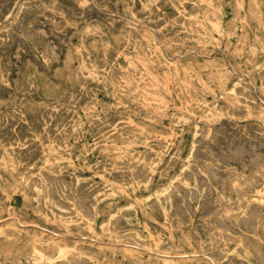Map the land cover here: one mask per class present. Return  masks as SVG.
<instances>
[{"label":"rangeland","instance_id":"rangeland-1","mask_svg":"<svg viewBox=\"0 0 264 264\" xmlns=\"http://www.w3.org/2000/svg\"><path fill=\"white\" fill-rule=\"evenodd\" d=\"M9 1H11L13 4L14 3L15 4L11 5V2H9ZM102 1H103V3H102ZM211 1L210 0H208V1L202 0V2H200V0H127V1L126 0H124V1L123 0H106V1L105 0H79V1L78 0H72V1H69V0H0V4H2V6L0 5V125H1L0 126V132H1L0 133V148H1L0 149V155H1L0 156V195H2L0 197V199H1L0 200V212H1V214H0V264H37V263H39V264H51V263L52 264H74V263L75 264L76 263L77 264H84V262H85V264H135V263L136 264H143V263L147 264V262H148V264H167V262H168V264H213V263L214 264H216V263H218V264H234L235 262H236L235 264H242V263L247 264V262H248V264H264V242H262V241H264V231H263L264 230V217H263L264 216V206H262V205H264V201H263L264 200V196H263L264 195V174H263L264 173V166H263L264 160H262V159H264V151H263L264 150V136H263L264 135V131H263L264 130V125H263L264 124V121H263L264 120V113H263L264 112V110H263V108H264V97H263L264 91H262V89L264 90V87H263V85H264V76H263L264 75V69H263L264 68V65H263L264 64V53H263L264 52V50H263L264 49V0H253V1L250 0L251 2L249 0H248L249 2L247 0H241V1L240 0H229V1L228 0H221V1L220 0H211ZM237 1H238L239 5L237 4ZM30 2H32V3H30ZM33 2H35V3H33ZM142 2H144V3L141 4ZM19 3H20V6H19ZM208 3L211 6L210 5L207 6ZM235 3H236V5H235ZM25 4L27 5V7ZM66 4L69 8L66 6ZM126 4H127V6H126ZM254 4H256V5H254ZM33 5H34V7H33ZM212 5H213V7H212ZM241 5H243V6H241ZM233 6H234L235 10L233 9ZM247 6H249V7H247ZM52 7L54 9H52ZM84 7L86 10L84 9ZM255 7H257V8L255 9ZM3 8H5V9H3ZM116 8H117V10H116ZM181 8L184 10H182ZM191 8H192V10H191ZM185 9H186V11H185ZM8 10H9V12H8ZM92 10H94V11H92ZM180 10L182 12L183 11L184 12L181 13ZM254 10H255V12H254ZM28 11H29V13H28ZM30 11H31V14H30ZM63 11H65V12H63ZM138 11H140V12L138 13ZM233 11H236V12H233ZM49 12H51V13H49ZM151 12L155 13L156 15L151 13ZM193 12H194V15H193ZM197 12H198V14H195ZM36 13H38V14H36ZM165 13H167V14H165ZM234 13H236V14H234ZM257 13H259L260 15ZM125 14H126V16H125ZM164 14H165V16H164ZM3 15H4V17H3ZM17 15L19 16V18ZM235 15L236 16L238 15V16L236 17ZM14 16H15V20H13ZM21 16L24 18H22ZM89 16H90V18H89ZM143 16H144V18H142ZM202 16H203V18H202ZM74 17L75 18L77 17L78 19H75ZM173 17L174 18L176 17L177 20H179V21H177L176 18L173 19ZM147 18H148V20H146ZM47 19H49V20H47ZM53 19H54V21H53ZM137 19H139V20H137ZM163 19H165V20H163ZM256 19L259 22L258 24H257ZM61 20H64V22ZM142 20L144 21V23H142ZM3 21H6V22H3ZM129 21H130V23H129ZM140 21H141V23H140ZM166 21H168L170 23H168ZM210 21H211V23L213 22L212 24L217 23L218 27H216L215 25H212L210 23ZM216 21H218V22H216ZM52 22H53V24H51ZM153 22H155V23H153ZM220 22H221V24H220ZM228 22H229V24H228ZM125 23H126V25H125ZM134 23H135V25H134ZM197 23H199V24H197ZM241 23H243V24H241ZM1 24H3V27H1L2 26ZM200 24L201 25L203 24L202 25L203 27H201ZM143 25H144V27H143ZM227 25H229V26H227ZM95 26L98 28H96ZM129 26L131 27V29ZM80 27H82V28H80ZM211 27L213 28V30ZM228 27H229V29H228ZM171 28H173V29H171ZM214 28L216 31L214 30ZM58 29L59 30L62 29V30L59 31ZM148 29H150V30H148ZM151 29H152V31H151ZM196 29L198 32L196 31ZM50 30L52 32H50ZM70 30L72 33L70 32ZM164 30H166V31H164ZM203 30H204L205 34H204ZM231 30L233 32H231ZM94 31L97 33H94ZM43 32H44V34H43ZM209 32H210V34H209ZM227 32L230 34H228ZM90 33H92V34L94 33V34L92 35ZM139 33H141V34H139ZM166 33L169 35H167ZM82 34H83V36H82ZM194 34L197 36H195ZM238 34L241 35V37ZM129 35H131V36H129ZM205 35H206V37H205ZM28 36H29V38H28ZM176 36L180 37V38H177ZM174 37H176V38H174ZM204 37H205V39H204ZM239 37H240V39H239ZM95 38H96V41H95ZM146 38H147V40H146ZM155 38H156V40H155ZM187 38H188V41L186 40ZM221 38H222V40H221ZM261 38H263V39H261ZM106 40H107V42H106ZM225 40H226V42H225ZM256 40H258V41H256ZM65 41H66V43H64ZM117 41H118V43H117ZM138 41H139V43H138ZM143 41H144V43H143ZM147 41H149V43ZM193 41H195V42L192 43ZM240 41H242V42H240ZM35 42H36V44H35ZM41 42H42V44L43 43L44 44L42 45ZM169 42H170V44H169ZM80 43H82L83 45ZM130 43H131V45L129 46L128 44H130ZM174 43H175V46H174ZM204 43H206L207 45ZM259 43L260 44L262 43L261 44L262 46ZM141 44H142V46H141ZM145 44L146 45L149 44V45L146 46ZM61 45H64V46H61ZM136 45L137 46L139 45V46L137 47ZM166 45H168V46L166 47ZM28 46H29V48H28ZM47 46H48V48H47ZM220 46H222V48ZM77 47L80 50H78ZM84 47L86 50L84 49ZM211 47H213V48L211 49ZM43 48L47 51H45ZM157 48H159L160 50ZM207 48H209V49L207 50ZM250 48H251V50H250ZM255 48H256V50H255ZM59 49L61 50V52ZM232 49H234V50H232ZM253 49L256 51V53H255V51H253ZM95 50H97V51H95ZM131 50L132 51L135 50V52L133 51V55H132ZM157 50H159V51H157ZM42 51H43V53H42ZM52 51H53V53H52ZM153 51L155 54L153 53ZM192 51H195V52L192 53ZM31 52L33 54H31ZM118 52H119V54H118ZM171 52L173 55L171 54ZM67 53L69 55H67ZM188 53H191V54H188ZM235 53H237V54H235ZM108 54H109V56H108ZM134 54H136V55H134ZM225 54H227V55H225ZM36 55H37V57H36ZM66 55H67V57L68 56L69 57L67 58ZM79 55H81V56H79ZM129 55H131L132 57H130ZM141 55L144 58L145 57L146 58L143 60V57ZM178 55H179V57H178ZM183 55H185V56H183ZM212 55H214V56H212ZM72 56H73V58H72ZM55 58H58V59H56V61L54 62ZM126 58L130 59V60H127ZM249 58H251L252 60ZM138 59H140L141 61L140 60L137 61ZM57 60H58L59 64H58ZM75 60H77V61H75ZM142 60H143V62H142ZM153 60H154V62H153ZM250 60H251V62H250ZM261 60H263V61H261ZM186 61H188L189 63ZM244 61H246L245 62L246 64L244 63ZM91 62H92V64H91ZM171 62L174 64H172ZM137 63H139V64H137ZM145 63L147 66L145 65ZM148 63L150 64L151 67L148 66L149 65ZM170 63L172 64V66ZM197 63H198V65H197ZM113 64H114V66H113ZM203 64H204V68L202 67ZM182 65H184V66H182ZM239 65H240V67H239ZM86 66H87V68H86ZM143 66H144V68H143ZM181 66H182V68H181ZM184 67H186L188 70ZM246 67H247V69H246ZM231 68H233V69L231 70ZM87 69L90 72L87 71ZM118 69H119V71H118ZM224 69H227V70H224ZM249 69H250V71H249ZM103 70H105V71H103ZM243 70H244V72H243ZM106 71H108V72H106ZM110 71H111L112 75L110 74ZM139 71H140V74H139ZM182 71H183V73H182ZM224 71H225V73H224ZM242 72L244 74H242ZM247 72H249V73H247ZM76 73H77V75H76ZM91 74L93 76H91ZM152 74H155V75H152ZM182 74H185V75H182ZM240 74H242V75H240ZM57 75H59L60 77ZM78 75H80V76H78ZM168 75H170V76H168ZM252 75H253V77H252ZM138 76H139V78H138ZM154 76H156L158 79ZM172 76H173V78H172ZM188 76L190 79L188 78ZM200 76L202 79H200ZM120 77H122V79H120ZM221 77L224 79H222ZM254 77H255V79H254ZM85 78L87 80H85ZM110 78H111V80H110ZM124 78H126V79H124ZM143 78H144L145 82H143ZM155 78H156L157 83L156 82L153 83L155 81ZM186 78H188L189 80L187 81ZM198 78H199V80H198ZM238 78H240V79H238ZM88 79H89V81H88ZM139 79H141V80H139ZM220 79H221V81H220ZM247 79H248V82H245V81H247ZM1 80H3V82H1ZM239 81H240V83H239ZM252 81H253V83H252ZM139 82H141L142 84H139ZM187 82L188 83L190 82V83L188 84ZM85 83H86V85H85ZM127 83H129V84H127ZM205 83L209 84V85H206ZM251 83H252V86H251ZM124 84H125V86H124ZM150 84H152V85H150ZM163 84L164 85L166 84V85L164 86ZM170 84H172V85H170ZM217 84H219V85H217ZM135 85H137V87ZM142 85L145 86L146 88L147 87L148 88L146 89ZM113 86L115 88H113ZM162 86L165 88H163ZM108 87L111 88V90ZM76 88H78V89H76ZM210 88L214 89V90H210ZM243 88H245V89H243ZM254 88H255V90H254ZM137 89H139V90H137ZM226 89H227V91H226ZM85 90H87V91L85 92ZM144 90H146V91L143 94H141L142 91H144ZM199 90H202V91H199ZM240 90L242 91V93H240L241 92ZM147 91H148V94H147ZM165 91H166V93H165ZM225 91H226V93H225ZM245 92H246V94H244ZM105 93L106 94L108 93V94L106 95ZM117 93H118V95H117ZM215 93L217 94L218 99H217V96ZM222 93H224V95ZM89 94H90V96H89ZM131 94L133 95V97ZM159 94L162 96H159ZM57 95H58V97H57ZM67 95H68V97H67ZM94 95H96V97ZM75 96H76V98H75ZM80 96H82V97H80ZM116 96H118V97H116ZM136 96H137V98H136ZM234 96H236L237 98L235 99ZM41 97H42V99H41ZM140 97H142V98H140ZM172 97H173V99H172ZM10 98H11V100H10ZM31 98H34L32 100L35 103L32 100H30ZM57 99L61 100V101H58ZM113 99L114 100L116 99V100L114 101ZM144 99L147 101H145ZM158 99H160L162 102ZM211 99H212V101H211ZM256 99H257V101H256ZM93 100H95V101H93ZM249 100H251V102H249ZM261 100H262V102H261ZM17 101H18V103H17ZM104 101L107 103H104ZM166 101H168V102H166ZM47 102H48V104H47ZM92 102L96 105H93ZM194 102H196V103H194ZM19 103H21V104H19ZM66 103H67V105H66ZM112 103H114V104H112ZM234 105H235V107H234ZM56 106H57V108H56ZM64 106H65V108H64ZM40 107H42V108H40ZM72 107H73V109H72ZM135 107L138 110H136ZM175 107H176V109H175ZM201 107H202V109H201ZM245 107H246V109H245ZM252 107H253V109H252ZM118 108L120 111L118 110ZM186 108H188V109H186ZM258 108H260V109L258 110ZM46 109H48V110H46ZM213 109L216 111H214ZM241 109H243V110H241ZM13 110H15V111H13ZM220 110L224 114L222 112H220ZM238 110H240V112ZM33 111H34V113H33ZM94 111H95V113H94ZM156 111H158V112H156ZM169 111L170 112L172 111V112L169 113ZM11 112H13V113H11ZM258 112H260V113H258ZM5 113H6V115H5ZM32 113H33V115H32ZM46 113H48V114H46ZM225 113H226V115H225ZM248 113H249V115H248ZM106 114H107V116H106ZM151 114H154V115H151ZM46 115H47V119H46ZM102 115H104V116H102ZM113 115H114V117H113ZM170 115H171V118H170ZM217 115H219V116H217ZM253 115H255V116H253ZM69 116H70V118H69ZM2 117H4L5 119ZM31 117H33V119ZM203 117H204V119H203ZM233 117H235V118H233ZM260 117L262 119H260ZM176 118H179V119L177 120ZM10 119H12L11 120L12 122L10 121ZM74 120H75V122H74ZM27 121H29V122H27ZM120 121L122 123H120ZM148 121H149V123H148ZM222 121H223V123H222ZM257 121H259V123ZM97 122H98V124H97ZM109 122H111V123H109ZM242 122H245V123H242ZM117 123H119V124H117ZM211 123L213 124V126ZM59 124H61V127ZM104 124H105L106 128H105ZM126 124H128V125H126ZM202 124H204V125H202ZM232 124H234V125H232ZM239 124H243L244 126L243 125L240 126ZM221 125H223V126H221ZM257 125H259V126H257ZM57 126H59V127H57ZM64 126H66V127H64ZM110 126L113 127L114 130ZM98 127H100V128H98ZM214 127H216V128H214ZM227 127H229L230 129L229 128L227 129ZM238 127H239V129H238ZM242 127H244V128H242ZM36 128L38 129V131ZM139 128H140V130H139ZM143 128H145V129H143ZM261 128H262V130H260ZM248 129H250V130H248ZM3 130L6 132H4ZM96 130H97V132H96ZM239 130H241V131L238 132ZM127 131H128V135L126 134ZM179 131H181V133ZM224 131H225V133H224ZM231 131L233 133H231ZM149 132H150V134H149ZM131 133H133V134H131ZM215 133H217L218 135ZM110 134H112V135H110ZM226 134H227V136H226ZM96 135H97V137H96ZM106 135H108V136L106 137ZM214 135L216 138L214 137ZM109 136H111V137H109ZM77 137H79V138H77ZM92 137H94V138L92 139ZM38 138L40 139L41 142H39ZM232 138L235 140V142ZM258 138H260V139H258ZM207 139H209V141ZM212 139H214V141H212ZM102 140L104 141V143ZM145 140H146V142H145ZM204 140H205V142H204ZM166 141L168 143H165ZM251 141H252V143H251ZM10 142H11V144H9ZM35 142H36V144H35ZM148 142H150V143H148ZM224 142H225V144H223ZM38 143H39V145H38ZM63 143H64V145H63ZM210 144H212V145H210ZM7 145H8V147H7ZM58 145H60L59 146L60 148L58 147ZM117 145L121 146L123 149L121 147L117 148ZM192 145H194V146H192ZM224 145L226 147H224ZM62 146H63V148H62ZM145 146H147V147H145ZM196 146H197V148H196ZM46 147H47V150H46ZM221 147H224V148H221ZM120 148H121V150H120ZM194 148H196V149H194ZM210 148L211 149L213 148V149L211 150ZM125 149H127V150H125ZM153 149H154V151H152ZM156 150H157V153H156ZM14 151H15V153H13ZM251 151H253V152H251ZM45 152H47V153H45ZM200 152H201V155H200ZM204 152H206V153L204 154ZM232 152H233V154H232ZM260 152H261V154H260ZM186 153L189 157L186 156ZM207 154H210V155H207ZM11 155L12 156L14 155V156L12 157ZM23 155H25V157L26 156L27 157L25 158ZM145 155H147L148 159ZM168 155H170V156H168ZM218 156H220V157H218ZM249 156H250V158H248ZM150 157H151V159H150ZM23 158H25V159H23ZM153 158L154 159L156 158V159L154 160ZM185 158L187 160H185ZM32 159H33V161H32ZM191 159H193V160H191ZM194 159H195V161H194ZM173 160L175 162H173ZM229 160H230V162H229ZM98 161L100 164L98 163ZM115 161H117V162H115ZM209 161H211V162H209ZM85 162H86V164H85ZM131 162H133V163H131ZM134 162H135V164H134ZM136 162L138 164V167H136L137 166ZM239 162H241V163H239ZM208 163H210V164H208ZM121 165H123V166H121ZM144 165H145V169H144ZM190 165H191V167H190ZM205 165H206V167H205ZM182 166H185V167H182ZM209 166H210V168H209ZM227 167H229L230 169ZM118 168H119V170H118ZM193 168H195V169H193ZM198 168H199V170H198ZM216 169H218L221 172H219ZM248 169H250V170H248ZM106 170H108V171H106ZM20 171H21V173H20ZM109 171H110V173H109ZM209 171L213 174H211ZM226 171H227V173H226ZM240 171H241V174H240ZM45 172H47V173L45 174ZM177 172H179V173H177ZM173 173L175 174V176ZM236 173H238V175ZM170 174H171V176H170ZM124 175H126V176H124ZM221 175H223L224 177L223 176L221 177ZM249 175H250V178H249ZM55 176H57V177H55ZM143 176H144V178H142ZM159 176H161L162 178ZM179 176H180V178H179ZM185 176L186 177L188 176V177L186 178ZM62 178H64V179H62ZM182 178L184 181H182ZM54 179H56V180H54ZM129 179H130V181H129ZM189 179H190V182H189ZM218 179H220V180H218ZM60 180H62V181H60ZM65 180L68 182V184L66 183ZM96 180H97V182H96ZM103 181L104 182L106 181V183H104ZM8 182H10V183H8ZM81 182H83L82 183L83 186H82ZM222 182L223 183L225 182V183L223 184ZM168 183H170V184H168ZM179 183L181 186L178 185ZM243 183H245V184H243ZM56 184H58V185H56ZM96 184H98V185H96ZM194 184H196V185H194ZM205 184H207V185H205ZM240 184H242V186ZM94 185H95V187H94ZM124 185H126V186H124ZM162 185H164L165 187ZM201 185H202V187H201ZM219 185H221L222 188ZM29 186H30V188H29ZM67 186H69V187H67ZM105 187H107V189ZM196 187H197V189H196ZM247 187H249V188L246 189ZM219 188H221V189L219 190ZM163 189L166 190V192H168V193H166ZM204 189H206L208 193ZM249 189H251V190L253 189V191H251ZM259 189H260V191H259ZM43 190L45 192H43ZM171 190H173L172 193H171ZM82 191H84V193H86V194H84V193L82 194ZM163 191H164V193H162ZM182 191H183V193H181ZM229 191L232 193H230ZM257 191L260 193H257ZM212 192H213V194H212ZM253 192H255V193H253ZM101 193H102V195H101ZM89 194H91V195H89ZM254 194H256V196ZM166 195H169L170 198ZM174 195L176 197H178V199L175 198ZM228 195L231 198L227 197ZM149 196H150V198H148ZM225 196H226V198H225ZM80 197H82V198L80 199ZM242 197H244V198H242ZM85 198H87V199H85ZM167 198H169V199H167ZM185 198H187L186 200L188 201V203L185 200ZM261 198H263V199L261 200ZM72 199H73V201H72ZM93 199L95 200V203H94ZM229 199L231 201H229ZM254 200H256L257 202H254ZM195 201H196V203H195ZM138 203H139V206H138ZM238 203H239V205H238ZM127 204H129V205H127ZM165 204H167V205H165ZM187 204H188V207H187ZM211 204L215 207H213ZM84 205H86V206H84ZM101 205H102V207H101ZM83 206H84V208H83ZM106 206H107V208H106ZM128 206H130V207H128ZM189 206H190V209H189ZM223 206H224V208H223ZM257 206H259V207H257ZM47 207H48V209H47ZM90 207H91V209H89ZM212 207H213V209H212ZM235 207H237L238 209ZM97 208H98V210H97ZM115 208H116V210H114ZM257 208H259V211ZM33 209H35V210H33ZM117 209H120V210H117ZM223 209H225V210H223ZM82 210H84V211H82ZM94 210H95V212H94ZM190 210H191V212H190ZM193 210H195V211L192 212ZM260 210H261V212H260ZM88 211H90L91 213ZM113 211H114V213H112ZM214 211H216V213ZM221 212H223L225 215L222 214ZM238 213L240 215H238ZM123 214H124V216H123ZM132 214H133V216H132ZM164 214L166 216H164ZM75 215H77V216H75ZM203 215L205 216V218ZM226 215H227L228 219L226 217L225 218L226 220H225L223 217H225ZM116 216H118V217H116ZM200 216L202 217V219H198V218H201ZM250 216H252V217H250ZM240 217H241V219H240ZM261 217H263V218H261ZM116 219L120 220V221H117ZM125 219H128V221H126ZM190 219H192V220H190ZM253 219H256V220H253ZM133 220H134V222H133ZM168 220H169V222H168ZM231 220L233 222H230ZM248 220L251 221L250 224L248 223L249 222ZM33 221H34V224L32 225ZM16 222H18V223L16 224ZM35 223H36V225H35ZM87 223H88V225H87ZM257 223H259V224H257ZM98 224H100V225H98ZM240 224H241V226H240ZM188 225H189V227H188ZM231 226H233V227H231ZM23 227H25L26 229ZM255 227H256V229H255ZM12 228L13 229L15 228L14 231ZM166 228H168V229H166ZM225 228H227V229H225ZM249 228H251V229H249ZM137 229H138V231H137ZM139 229H141V230H139ZM142 229H143V231H142ZM17 230H18V232H17ZM66 231H68V232H66ZM117 231H119V232H117ZM216 231H217V233H216ZM14 232H15V234H14ZM123 232H124V234H123ZM184 232L186 234H184ZM241 232L244 234H242ZM101 233H102V235L100 236ZM193 233H194V235H193ZM64 234H65V236H64ZM72 234H74V235H72ZM132 234L137 235V236H133ZM237 234H239V236ZM59 235L61 237H59ZM113 235L116 236L117 239ZM206 236H208V237H206ZM224 236L227 238V240ZM242 236L244 239L241 238ZM135 237L137 238V240ZM239 237L242 240L239 239ZM253 237H255V238H253ZM62 238H64V239H62ZM230 239H232L231 242H230ZM194 241L195 242L197 241L196 242L197 246L195 245L196 243ZM243 241H244V243H243ZM245 241H246V243H245ZM96 242H97V244H96L97 246L95 245ZM188 242H190V243H188ZM171 243H173V244H171ZM130 244H132L133 246L131 245L129 247ZM211 244H213V246ZM245 244H246V246H245ZM255 244H258V245L255 246ZM20 245H22V246H20ZM58 245H62L64 247V251L62 254H60V252L58 250ZM74 245H76V246H74ZM108 245H110V246H108ZM66 246H68V248ZM198 246L201 248H199ZM202 246H204V247H202ZM259 246L261 247L260 249H259ZM71 247H74V248H71ZM121 247L124 248L123 251H122ZM172 247H174V248H172ZM182 247L184 248V250ZM35 248H38L40 253L35 252L34 251ZM87 248H89V249H87ZM130 248L132 250L135 249L137 252L135 250L131 251ZM137 248H138V250H137ZM139 248L141 250H139ZM204 248H205V250H204ZM77 249H79V250H77ZM85 249H86V251H85ZM173 249H174V251H172ZM166 250L169 252V254ZM209 250H211V251H209ZM259 250H260V252H259ZM119 251H121V252H119ZM128 251H131L132 253H129ZM181 251H183V252H181ZM200 251H202V252H200ZM139 252H141L142 255ZM94 253H96V254H94ZM149 253H151L152 255ZM153 253H154V256H153ZM238 253H239V255H238ZM113 254L115 256H113ZM41 255H42V257H41ZM155 255L157 257H155ZM210 255L211 256L213 255V256L211 257ZM85 256H86V258H85ZM170 256H171V258H170ZM190 256H191V258H190ZM238 256H239V258H237ZM109 257H111V258H109ZM154 257H155V259H153ZM177 257H179V260L182 258L180 260V262L178 261ZM53 258H55V259H53ZM196 258H198V259H196ZM225 258H226V260H225ZM83 259H85V260H83ZM89 259H91V260H89ZM220 259H221V261H220ZM87 260H89L88 261L89 263L87 262ZM166 260H167V262H166ZM195 260H198V261H195ZM60 261H62V262H60ZM71 261H73V262H71ZM139 261H141L142 263ZM215 261H217V262L215 263ZM104 262H106V263H104Z\"/></svg>","mask_w":264,"mask_h":264},{"label":"bare ground","instance_id":"bare-ground-1","mask_svg":"<svg viewBox=\"0 0 264 264\" xmlns=\"http://www.w3.org/2000/svg\"><path fill=\"white\" fill-rule=\"evenodd\" d=\"M69 1H72V0H69ZM78 1H79V0H78ZM105 1H106V0H105ZM123 1H124V0H123ZM126 1H127V0H126ZM207 1H208V0H207ZM210 1H211V0H210ZM220 1H221V0H220ZM228 1H229V0H228ZM240 1H241V0H240ZM247 1H248V0H247ZM249 1H250V0H249ZM249 1H248V2H249ZM252 1H253V0H252ZM3 2H4V1H3ZM9 2H11V1H9ZM19 2H20V1H19ZM37 2H38V1H37ZM41 2H42V1H41ZM67 2H68V1H67ZM73 2H74V1H73ZM75 2H76V1H75ZM96 2H97V1H96ZM145 2H146V1H145ZM153 2H154V1H153ZM182 2H183V1H182ZM184 2H185V1H184ZM192 2H193V1H192ZM192 2H191V3H192ZM200 2H202V0H200ZM211 2H212V1H211ZM211 2H210V3H211ZM233 2H234V1H233ZM250 2H251V1H250ZM30 3H32V2H30ZM33 3H35V2H33ZM53 3H54V2H53ZM56 3H57V2H56ZM68 3H69V2H68ZM76 3H77V2H76ZM86 3H87V2H86ZM86 3H85V4H86ZM102 3H103V1H102ZM129 3H130V2H129ZM138 3H139V2H138ZM143 3H144V2H142L141 4H143ZM157 3H158V2H157ZM162 3H163V2H162ZM191 3H190V4H191ZM194 3H195V2H194ZM204 3H205V2H204ZM12 4H13V3L11 2V5H12ZM14 4H15V3H14ZM14 4H13V5H14ZM79 4H80V3H79ZM92 4H93V3H92ZM148 4H149V3H148ZM154 4H155V3H154ZM165 4H166V3H165ZM165 4H164V5H165ZM214 4H215V3H214ZM237 4H238V1H237ZM0 5L2 6V4H0ZM6 5H7V4H6ZM21 5H22V4H21ZM23 5H24V4H23ZM25 5H26V4H25ZM63 5H64V4H63ZM83 5H84V4H83ZM110 5H111V4H110ZM124 5H125V4H124ZM149 5H150V4H149ZM159 5H160V4H159ZM164 5H163V6H164ZM170 5H171V4H170ZM183 5H184V4H183ZM195 5H196V4H195ZM208 5H210V4L208 3L207 6H208ZM235 5H236V3H235ZM238 5H239V4H238ZM251 5H252V4H251ZM254 5H256V4H254ZM7 6H8V5H7ZM19 6H20V3H19ZM54 6H55V5H54ZM66 6H67V4H66ZM126 6H127V4H126ZM189 6H190V5H189ZM198 6H199V5H198ZM210 6H211V5H210ZM220 6H221V5H220ZM220 6H219V7H220ZM241 6H243V5H241ZM26 7H27V5H26ZM28 7H29V6H28ZM31 7H32V6H31ZM31 7H30V8H31ZM33 7H34V5H33ZM37 7H38V6H37ZM55 7H56V6H55ZM67 7H68V6H67ZM74 7H75V6H74ZM91 7H92V6H91ZM100 7H101V6H100ZM113 7H114V6H113ZM117 7H118V6H117ZM136 7H137V6H136ZM136 7H135V8H136ZM139 7H140V6H139ZM156 7H157V6H156ZM168 7H169V6H168ZM184 7H185V6H184ZM212 7H213V5H212ZM247 7H249V6H247ZM17 8H18V7H17ZM47 8H48V7H47ZM68 8H69V7H68ZM71 8H72V7H71ZM76 8H77V7H76ZM93 8H94V7H93ZM97 8H98V7H97ZM122 8H123V7H122ZM125 8H126V7H125ZM132 8H133V7H132ZM135 8H134V9H135ZM141 8H142V7H141ZM146 8H147V7H146ZM150 8H151V7H150ZM182 8H183V7H182ZM182 8H181V9H182ZM220 8H221V7H220ZM256 8H257V7H255V9H256ZM3 9H5V8H3ZM12 9H13V8H12ZM20 9H21V8H20ZM28 9H29V8H28ZM32 9H33V8H32ZM32 9H31V10H32ZM52 9H54V8L52 7ZM66 9H67V8H66ZM72 9H73V8H72ZM82 9H83V8H82ZM84 9H85V7H84ZM157 9H158V8H157ZM211 9H212V8H211ZM214 9H215V8H214ZM233 9H234V6H233ZM68 10H69V9H68ZM85 10H86V9H85ZM107 10H108V9H107ZM110 10H111V9H110ZM116 10H117V8H116ZM123 10H124V9H123ZM128 10H129V9H128ZM149 10H150V9H149ZM182 10H184V9H182ZM191 10H192V8H191ZM193 10H194V9H193ZM221 10H222V9H221ZM234 10H235V9H234ZM258 10H259V9H258ZM258 10H257V11H258ZM19 11H20V10H19ZM49 11H50V10H49ZM77 11H78V10H77ZM90 11H91V10H90ZM92 11H94V10H92ZM177 11H178V10H177ZM180 11H181V10H180ZM185 11H186V9H185ZM196 11H197V10H196ZM236 11H237V10H236ZM236 11H233V12H236ZM243 11H244V10H243ZM250 11H251V10H250ZM2 12H3V11H2ZM8 12H9V10H8ZM8 12H7V13H8ZM58 12H59V11H58ZM63 12H65V11H63ZM75 12H76V11H75ZM115 12H116V11H115ZM118 12H119V11H118ZM130 12H131V11H130ZM130 12H129V13H130ZM139 12H140V11H138V13H139ZM156 12H157V11H156ZM169 12H170V11H169ZM183 12H184V11H183ZM183 12L181 11V13H183ZM201 12H202V11H201ZM212 12H213V11H212ZM217 12H218V11H217ZM219 12H220V11H219ZM254 12H255V10H254ZM5 13H6V12H5ZM28 13H29V11H28ZM34 13H35V12H34ZM49 13H51V12H49ZM142 13H143V12H142ZM144 13H145V12H144ZM146 13H147V12H146ZM151 13H153V12H151ZM160 13H161V12H160ZM174 13H175V12H174ZM213 13H214V12H213ZM10 14H11V13H10ZM10 14H9V15H10ZM14 14H15V13H14ZM18 14H19V13H18ZM21 14H22V13H21ZM23 14H24V13H23ZM30 14H31V11H30ZM36 14H38V13H36ZM82 14H83V13H82ZM127 14H128V13H127ZM131 14H132V13H131ZM148 14H149V13H148ZM153 14H155V13H153ZM165 14H167V13H165ZM165 14H164V16H165ZM171 14H172V13H171ZM177 14H178V13H177ZM189 14H190V13H189ZM195 14H198V12L195 13ZM203 14H204V13H203ZM214 14H215V13H214ZM234 14H236V13H234ZM237 14H238V13H237ZM257 14H259V13H257ZM34 15H35V14H34ZM56 15H57V14H56ZM64 15H65V14H64ZM66 15H67V14H66ZM69 15H70V14H69ZM71 15H72V14H71ZM74 15H75V14H74ZM74 15H73V16H74ZM77 15H78V14H77ZM90 15H91V14H90ZM128 15H129V14H128ZM136 15H137V14H136ZM139 15H140V14H139ZM155 15H156V14H155ZM155 15H154V16H155ZM184 15H185V14H184ZM193 15H194V12H193ZM215 15H216V14H215ZM238 15H239V14H238ZM238 15H237V16H238ZM259 15H260V14H259ZM17 16H18V15H17ZM32 16H33V15H32ZM37 16H38V15H37ZM43 16H44V15H43ZM53 16H54V15H53ZM61 16H62V15H61ZM82 16H83V15H82ZM86 16H87V15H86ZM125 16H126V14H125ZM151 16H152V15H151ZM159 16H160V15H159ZM180 16H181V15H180ZM185 16H186V15H185ZM235 16H236V15H235ZM237 16H236V17H237ZM3 17H4V15H3ZM3 17H2V18H3ZM6 17H7V16H6ZM6 17H5V18H6ZM21 17H22V16H21ZM35 17H36V16H35ZM40 17H41V16H40ZM91 17H92V16H91ZM132 17H133V16H132ZM140 17H141V16H140ZM206 17H207V16H206ZM206 17H205V18H206ZM18 18H19V16H18ZM22 18H24V17H22ZM49 18H50V17H49ZM57 18H58V17H57ZM74 18H75V17H74ZM89 18H90V16H89ZM92 18H93V17H92ZM92 18H91V19H92ZM117 18H118V17H117ZM117 18H116V19H117ZM138 18H139V17H138ZM142 18H144V16H143ZM145 18H146V17H145ZM163 18H164V17H163ZM175 18H176V17H175ZM175 18L173 17V19H175ZM186 18H187V17H186ZM188 18H189V17H188ZM193 18H194V17H193ZM202 18H203V16H202ZM11 19H12V18H11ZM36 19H37V18H36ZM60 19H61V18H60ZM67 19H68V18H67ZM75 19H78V18L76 17ZM75 19H74V20H75ZM84 19H85V18H84ZM112 19H113V18H112ZM128 19H129V18H128ZM160 19H161V18H160ZM180 19H181V18H180ZM196 19H197V18H196ZM211 19H212V18H211ZM219 19H220V18H219ZM228 19H229V18H228ZM232 19H233V18H232ZM254 19H255V18H254ZM13 20H15V16H14V19H13ZM19 20H20V19H19ZM47 20H49V19H47ZM58 20H59V19H58ZM58 20H57V21H58ZM114 20H115V19H114ZM124 20H125V19H124ZM124 20H123V21H124ZM137 20H139V19H137ZM146 20H148V18H147ZM161 20H162V19H161ZM163 20H165V19H163ZM176 20H177V18H176ZM191 20H192V19H191ZM191 20H190V21H191ZM197 20H198V19H197ZM202 20H203V19H202ZM206 20H207V19H206ZM214 20H215V19H214ZM229 20H230V19H229ZM229 20H228V21H229ZM234 20H235V19H234ZM238 20H239V19H238ZM6 21H7V20H6ZM6 21H3V22H6ZM37 21H38V20H37ZM53 21H54V19H53ZM61 21L64 22V20H61ZM83 21H84V20H83ZM91 21H92V20H91ZM110 21H111V20H110ZM110 21H109V22H110ZM135 21H136V20H135ZM154 21H155V20H154ZM158 21H159V20H158ZM169 21H170V20H169ZM177 21H179V20H177ZM203 21H204V20H203ZM219 21H220V20H219ZM230 21H231V20H230ZM256 21H257V24H258L259 22H258L257 19H256ZM7 22H8V21H7ZM65 22H66V21H65ZM72 22H73V21H72ZM72 22H71V23H72ZM76 22H77V21H76ZM113 22H114V21H113ZM146 22H147V21H146ZM146 22H145V23H146ZM162 22H163V21H162ZM162 22H161V23H162ZM166 22H168V21H166ZM204 22H205V21H204ZM204 22H203V23H204ZM208 22H209V21H208ZM216 22H218V21H216ZM244 22H245V21H244ZM26 23H27V22H26ZM26 23H25V24H26ZM37 23H38V22H37ZM57 23H58V22H57ZM59 23H60V22H59ZM96 23H97V22H96ZM127 23H128V22H127ZM129 23H130V21H129ZM140 23H141V21H140ZM142 23H144L143 20H142ZM153 23H155V22H153ZM168 23H170V22H168ZM210 23H211V21H210ZM212 23H213V22H212ZM212 23H211V24H212ZM230 23H231V22H230ZM233 23H234V22H233ZM233 23H232V24H233ZM27 24H28V23H27ZM44 24H45V23H44ZM51 24H53V22H52ZM81 24H82V23H81ZM86 24H87V23H86ZM94 24H95V23H94ZM111 24H112V23H111ZM182 24H183V23H182ZM195 24H196V23H195ZM197 24H199V23H197ZM220 24H221V22H220ZM228 24H229V22H228ZM235 24H236V23H235ZM241 24H243V23H241ZM1 25H2L1 27H3V24H1ZM5 25H6V24H5ZM12 25H13V24H12ZM38 25H39V24H38ZM42 25H43V24H42ZM82 25H83V24H82ZM91 25H92V24H91ZM125 25H126V23H125ZM128 25H129V24H128ZM134 25H135V23H134ZM138 25H139V24H138ZM146 25H147V24H146ZM155 25H156V24H155ZM200 25H201V24H200ZM202 25H203V24H202ZM202 25H201V27H203ZM212 25H215L216 27H218V24H217V23H214V24H212ZM247 25H248V24H247ZM8 26H9V25H8ZM96 26H97V25H96ZM96 26H95V27H96ZM140 26H141V25H140ZM163 26H164V25H163ZM219 26H220V25H219ZM227 26H229V25H227ZM231 26H232V25H231ZM258 26H259V25H258ZM260 26H261V25H260ZM42 27H43V26H42ZM129 27H130V26H129ZM143 27H144V25H143ZM150 27H151V26H150ZM190 27H191V26H190ZM198 27H199V26H198ZM212 27H213V26H212ZM212 27H211V28H212ZM216 27H215V28H216ZM232 27H233V26H232ZM239 27H240V26H239ZM30 28H31V27H30ZM53 28H54V27H53ZM80 28H82V27H80ZM89 28H90V27H89ZM96 28H98V27H96ZM126 28H127V27H126ZM132 28H133V27H132ZM134 28H135V27H134ZM148 28H149V27H148ZM155 28H156V27H155ZM167 28H168V27H167ZM215 28H214V30H215ZM244 28H245V27H244ZM5 29H6V28H5ZM18 29H19V28H18ZM26 29H27V28H26ZM48 29H49V28H48ZM91 29H92V28H91ZM91 29H90V30H91ZM107 29H108V28H107ZM124 29H125V28H124ZM130 29H131V27H130ZM141 29H142V28H141ZM171 29H173V28H171ZM189 29H190V28H189ZM194 29H195V28H194ZM228 29H229V27H228ZM13 30H14V29H13ZM27 30H28V29H27ZM29 30H30V29H29ZM51 30H52V29H51ZM51 30H50V32H52ZM58 30H59V29H58ZM60 30H62V29H60ZM60 30H59V31H60ZM76 30H77V29H76ZM84 30H85V29H84ZM87 30H88V29H87ZM125 30H126V29H125ZM143 30H144V29H143ZM148 30H150V29H148ZM212 30H213V28H212ZM241 30H242V29H241ZM5 31H6V30H5ZM73 31H74V30H73ZM151 31H152V29H151ZM164 31H166V30H164ZM170 31H171V30H170ZM196 31H197V29H196ZM215 31H216V30H215ZM246 31H247V30H246ZM16 32H17V31H16ZM70 32H71V30H70ZM70 32H69V33H70ZM79 32H80V31H79ZM86 32H87V31H86ZM100 32H101V31H100ZM185 32H186V31H185ZM197 32H198V31H197ZM203 32H204V30H203ZM229 32H230V31H229ZM231 32H233V31L231 30ZM231 32H230V33H231ZM41 33H42V32H41ZM41 33H40V34H41ZM71 33H72V32H71ZM82 33H83V32H82ZM94 33H97V32L94 31ZM94 33H93V34H94ZM124 33H125V32H124ZM136 33H137V32H136ZM149 33H150V32H149ZM178 33H179V32H178ZM227 33H228V32H227ZM230 33H228V34H230ZM247 33H248V32H247ZM6 34H7V33H6ZM24 34H25V33H24ZM43 34H44V32H43ZM90 34H92V33H90ZM93 34H92V35H93ZM101 34H102V33H101ZM139 34H141V33H139ZM143 34H144V33H143ZM146 34H147V33H146ZM166 34H167V33H166ZM190 34H191V33H190ZM199 34H200V33H199ZM204 34H205V32H204ZM209 34H210V32H209ZM220 34H221V33H220ZM228 34H227V35H228ZM15 35H16V34H15ZM70 35H71V34H70ZM104 35H105V34H104ZM148 35H149V34H148ZM148 35H147V36H148ZM161 35H162V34H161ZM167 35H169V34H167ZM194 35H195V34H194ZM234 35H235V34H234ZM238 35H239V34H238ZM254 35H255V34H254ZM79 36H80V35H79ZM82 36H83V34H82ZM82 36H81V37H82ZM109 36H110V35H109ZM123 36H124V35H123ZM129 36H131V35H129ZM165 36H166V35H165ZM195 36H197V35H195ZM210 36H211V35H210ZM239 36L241 37V35H239ZM30 37H31V36H30ZM69 37H70V36H69ZM95 37H96V36H95ZM99 37H100V36H99ZM141 37H142V36H141ZM143 37H144V36H143ZM176 37H177V36H176ZM176 37H174V38H176ZM191 37H192V36H191ZM198 37H199V36H198ZM205 37H206V35H205ZM205 37H204V39H205ZM240 37H239V39H240ZM253 37H254V36H253ZM3 38H4V37H3ZM3 38H2V39H3ZM17 38H18V37H17ZM28 38H29V36H28ZM49 38H50V37H49ZM93 38H94V37H93ZM93 38H92V39H93ZM100 38H101V37H100ZM110 38H111V37H110ZM110 38H109V39H110ZM126 38H127V37H126ZM144 38H145V37H144ZM153 38H154V37H153ZM177 38H180V37H177ZM255 38H256V37H255ZM18 39H19V38H18ZM78 39H79V38H78ZM228 39H229V38H228ZM243 39H244V38H243ZM261 39H263V38H261ZM25 40H26V39H25ZM58 40H59V39H58ZM101 40H102V39H101ZM125 40H126V39H125ZM132 40H133V39H132ZM144 40H145V39H144ZM146 40H147V38H146ZM148 40H149V39H148ZM155 40H156V38H155ZM170 40H171V39H170ZM186 40L188 41V38H187ZM215 40H216V39H215ZM221 40H222V38H221ZM226 40H227V39H226ZM226 40H225V42H226ZM66 41H67V40H66ZM66 41H65L64 43H66ZM70 41H71V40H70ZM91 41H92V40H91ZM95 41H96V38H95ZM139 41H140V40H139ZM139 41H138V43H139ZM157 41H158V40H157ZM157 41H156V42H157ZM197 41H198V40H197ZM197 41H196V42H197ZM217 41H218V40H217ZM223 41H224V40H223ZM230 41H231V40H230ZM251 41H252V40H251ZM256 41H258V40H256ZM8 42H9V41H8ZM24 42H25V41H24ZM89 42H90V41H89ZM106 42H107V40H106ZM119 42H120V41H119ZM125 42H126V41H125ZM147 42L149 43V41H147ZM166 42H167V41H166ZM190 42H191V41H190ZM194 42H195V41H193L192 43H194ZM202 42H203V41H202ZM240 42H242V41H240ZM22 43H23V42H22ZM59 43H60V42H59ZM64 43H63V44H64ZM72 43H73V42H72ZM101 43H102V42H101ZM115 43H116V42H115ZM117 43H118V41H117ZM131 43H132V42H131ZM131 43L128 44V45L130 46ZM143 43H144V41H143ZM158 43H159V42H158ZM200 43H201V42H200ZM216 43H217V42H216ZM236 43H237V42H236ZM35 44H36V42H35ZM41 44H42V42H41ZM43 44H44V43H43ZM43 44H42V45H43ZM47 44H48V43H47ZM51 44H52V43H51ZM61 44H62V43H61ZM80 44H82V43H80ZM102 44H103V43H102ZM104 44H105V43H104ZM119 44H120V43H119ZM135 44H136V43H135ZM169 44H170V42H169ZM172 44H173V43H172ZM172 44H171V45H172ZM196 44H197V43H196ZM204 44H206V43H204ZM218 44H219V43H218ZM259 44H260V43H259ZM261 44H262V43H261ZM261 44H260V45H261ZM5 45H6V44H5ZM7 45H8V44H7ZM29 45H30V44H29ZM49 45H50V44H49ZM72 45H73V44H72ZM82 45H83V44H82ZM96 45H97V44H96ZM116 45H117V44H116ZM145 45H146V44H145ZM147 45H149V44H147ZM147 45H146V46H147ZM206 45H207V44H206ZM225 45H226V44H225ZM227 45H228V44H227ZM230 45H231V44H230ZM25 46H26V45H25ZM37 46H38V45H37ZM61 46H64V45H61ZM92 46H93V45H92ZM133 46H134V45H133ZM136 46H137V45H136ZM138 46H139V45H138ZM138 46H137V47H138ZM141 46H142V44H141ZM164 46H165V45H164ZM167 46H168V45H166V47H167ZM174 46H175V43H174ZM176 46H177V45H176ZM181 46H182V45H181ZM183 46H184V45H183ZM185 46H186V45H185ZM202 46H203V45H202ZM217 46H218V45H217ZM217 46H216V47H217ZM236 46H237V45H236ZM248 46H249V45H248ZM261 46H262V45H261ZM26 47H27V46H26ZM30 47H31V46H30ZM124 47H125V46H124ZM152 47H153V46H152ZM220 47L222 48V46H220ZM225 47H226V46H225ZM252 47H253V46H252ZM252 47H251V48H252ZM255 47H256V46H255ZM28 48H29V46H28ZM33 48H34V47H33ZM47 48H48V46H47ZM51 48H52V47H51ZM68 48H69V47H68ZM77 48H78V47H77ZM109 48H110V47H109ZM120 48H121V47H120ZM125 48H126V47H125ZM148 48H149V47H148ZM193 48H194V47H193ZM209 48H210V47H209ZM209 48H207V50H208ZM212 48H213V47H211V49H212ZM237 48H238V47H237ZM251 48H250V50H251ZM258 48H259V47H258ZM34 49H35V48H34ZM43 49H44V48H43ZM57 49H58V48H57ZM84 49H85V47H84ZM84 49H83V50H84ZM93 49H94V48H93ZM117 49H118V48H117ZM149 49H150V48H149ZM149 49H148V50H149ZM157 49H159V48H157ZM202 49H203V48H202ZM205 49H206V48H205ZM205 49H204V50H205ZM218 49H219V48H218ZM260 49H261V48H260ZM2 50H3V49H2ZM25 50H26V49H25ZM28 50H29V49H28ZM30 50H31V49H30ZM44 50H45V49H44ZM49 50H50V49H49ZM59 50H60V49H59ZM69 50H70V49H69ZM78 50H80V49L78 48ZM85 50H86V49H85ZM103 50H104V49H103ZM114 50H115V49H114ZM136 50H137V49H136ZM140 50H141V49H140ZM159 50H160V49H159ZM159 50H157V51H159ZM162 50H163V49H162ZM167 50H168V49H167ZM178 50H179V49H178ZM178 50H177V51H178ZM184 50H185V49H184ZM197 50H198V49H197ZM221 50H222V49H221ZM232 50H234V49H232ZM255 50H256V48H255ZM255 50L253 49V51H255ZM263 50H264V49H263ZM11 51H12V50H11ZM33 51H34V50H33ZM45 51H47V50H45ZM75 51H76V50H75ZM95 51H97V50H95ZM108 51H109V50H108ZM126 51H127V50H126ZM129 51H130V50H129ZM133 51L135 52V50H133ZM133 51L131 50L132 55H133ZM157 51H156V52H157ZM164 51H165V50H164ZM195 51H196V50H195ZM195 51H192V53L195 52ZM199 51H200V50H199ZM241 51H242V50H241ZM247 51H248V50H247ZM253 51H252V52H253ZM27 52H28V51H27ZM50 52H51V51H50ZM50 52H49V53H50ZM60 52H61V50H60ZM141 52H142V51H141ZM141 52H140V53H141ZM160 52H161V51H160ZM174 52H175V51H174ZM184 52H185V51H184ZM215 52H216V51H215ZM223 52H224V51H223ZM234 52H235V51H234ZM1 53H2V52H1ZM42 53H43V51H42ZM52 53H53V51H52ZM58 53H59V52H58ZM65 53H66V52H65ZM69 53H70V52H69ZM72 53H73V52H72ZM88 53H89V52H88ZM123 53H124V52H123ZM150 53H151V52H150ZM153 53H154V51H153ZM165 53H166V52H165ZM203 53H204V52H203ZM208 53H209V52H208ZM226 53H227V52H226ZM229 53H230V52H229ZM232 53H233V52H232ZM237 53H238V52H237ZM237 53H235V54H237ZM248 53H249V52H248ZM255 53H256V51H255ZM263 53H264V52H263ZM31 54H33V53L31 52ZM78 54H79V53H78ZM85 54H86V53H85ZM118 54H119V52H118ZM120 54H121V53H120ZM141 54H142V53H141ZM151 54H152V53H151ZM154 54H155V53H154ZM157 54H158V53H157ZM157 54H156V55H157ZM171 54H172V52H171ZM171 54H170V55H171ZM185 54H186V53H185ZM188 54H191V53H188ZM67 55H69V54L67 53ZM67 55H66V57H67ZM71 55H72V54H71ZM83 55H84V54H83ZM134 55H136V54H134ZM172 55H173V54H172ZM194 55H195V54H194ZM225 55H227V54H225ZM228 55H229V54H228ZM242 55H243V54H242ZM53 56H54V55H53ZM55 56H56V55H55ZM79 56H81V55H79ZM87 56H88V55H87ZM108 56H109V54H108ZM127 56H128V55H127ZM127 56H126V57H127ZM129 56L132 57L131 55H129ZM141 56H142V55H141ZM149 56H150V55H149ZM174 56H175V55H174ZM181 56H182V55H181ZM183 56H185V55H183ZM196 56H197V55H196ZM205 56H206V55H205ZM212 56H214V55H212ZM222 56H223V55H222ZM230 56H231V55H230ZM237 56H238V55H237ZM1 57H2V56H1ZM36 57H37V55H36ZM68 57H69V56H68ZM68 57H67V58H68ZM83 57H84V56H83ZM95 57H96V56H95ZM138 57H139V56H138ZM142 57H143V56H142ZM142 57H141V58H142ZM166 57H167V56H166ZM178 57H179V55H178ZM208 57H209V56H208ZM218 57H219V56H218ZM244 57H245V56H244ZM38 58H39V57H38ZM50 58H51V57H50ZM58 58H59V57H58ZM58 58H55L54 62H55L56 59H58ZM72 58H73V56H72ZM114 58H115V57H114ZM128 58H129V57H128ZM145 58H146V57H145ZM145 58L143 57V60H144ZM173 58H174V57H173ZM211 58H212V57H211ZM230 58H231V57H230ZM251 58H252V57H251ZM251 58H249V59H251ZM48 59H49V58H48ZM53 59H54V58H53ZM87 59H88V58H87ZM90 59H91V58H90ZM106 59H107V58H106ZM108 59H109V58H108ZM126 59H127V58H126ZM153 59H154V58H153ZM160 59H161V58H160ZM162 59H163V58H162ZM164 59H165V58H164ZM175 59H176V58H175ZM245 59H246V58H245ZM46 60H47V59H46ZM65 60H66V59H65ZM73 60H74V59H73ZM88 60H89V59H88ZM121 60H122V59H121ZM127 60H130V59H127ZM139 60H140V59H138L137 61H139ZM143 60H142V62H143ZM148 60H149V59H148ZM151 60H152V59H151ZM169 60H170V59H169ZM251 60H252V59H251ZM251 60H250V62H251ZM16 61H17V60H16ZM39 61H40V60H39ZM75 61H77V60H75ZM109 61H110V60H109ZM122 61H123V60H122ZM140 61H141V60H140ZM159 61H160V60H159ZM159 61H158V62H159ZM189 61H190V60H189ZM242 61H243V60H242ZM261 61H263V60H261ZM1 62H2V61H1ZM4 62H5V61H4ZM57 62H58V60H57ZM68 62H69V61H68ZM71 62H72V61H71ZM106 62H107V61H106ZM120 62H121V61H120ZM148 62H149V61H148ZM153 62H154V60H153ZM176 62H177V61H176ZM186 62H188V61H186ZM204 62H205V61H204ZM227 62H228V61H227ZM245 62H246V61H244V63H245ZM12 63H13V62H12ZM42 63H43V62H42ZM46 63H47V62H46ZM83 63H84V62H83ZM86 63H87V62H86ZM89 63H90V62H89ZM127 63H128V62H127ZM130 63H131V62H130ZM139 63H140V62H139ZM139 63H137V64H139ZM171 63H172V62H171ZM171 63H170V64H171ZM188 63H189V62H188ZM200 63H201V62H200ZM225 63H226V62H225ZM228 63H229V62H228ZM259 63H260V62H259ZM8 64H9V63H8ZM47 64H48V63H47ZM58 64H59V62H58ZM91 64H92V62H91ZM117 64H118V63H117ZM117 64H116V65H117ZM148 64H149V63H148ZM158 64H159V63H158ZM172 64H174V63H172ZM172 64H171V66H172ZM175 64H176V63H175ZM195 64H196V63H195ZM206 64H207V63H206ZM231 64H232V63H231ZM238 64H239V63H238ZM245 64H246V63H245ZM11 65H12V64H11ZM45 65H46V64H45ZM60 65H61V64H60ZM80 65H81V64H80ZM87 65H88V64H87ZM100 65H101V64H100ZM125 65H126V64H125ZM132 65H133V64H132ZM145 65H146V63H145ZM154 65H155V64H154ZM168 65H169V64H168ZM197 65H198V63H197ZM197 65H196V66H197ZM223 65H224V64H223ZM263 65H264V64H263ZM78 66H79V65H78ZM81 66H82V65H81ZM111 66H112V65H111ZM113 66H114V64H113ZM140 66H141V65H140ZM146 66H147V65H146ZM148 66H150V64H149ZM179 66H180V65H179ZM182 66H184V65H182ZM182 66H181V68H182ZM201 66H202V65H201ZM232 66H233V65H232ZM258 66H259V65H258ZM11 67H12V66H11ZM62 67H63V66H62ZM82 67H83V66H82ZM99 67H100V66H99ZM105 67H106V66H105ZM116 67H117V66H116ZM150 67H151V66H150ZM165 67H166V66H165ZM202 67L204 68V64H203ZM206 67H207V66H206ZM206 67H205V68H206ZM209 67H210V66H209ZM224 67H225V66H224ZM226 67H227V66H226ZM239 67H240V65H239ZM256 67H257V66H256ZM86 68H87V66H86ZM107 68H108V67H107ZM131 68H132V67H131ZM143 68H144V66H143ZM184 68H186V67H184ZM193 68H194V67H193ZM198 68H199V67H198ZM244 68H245V67H244ZM258 68H259V67H258ZM12 69H13V68H12ZM88 69H89V68H88ZM88 69H87V71H89ZM123 69H124V68H123ZM132 69H133V68H132ZM132 69H131V70H132ZM149 69H150V68H149ZM152 69H153V68H152ZM160 69H161V68H160ZM186 69H187V68H186ZM232 69H233V68H231V70H232ZM239 69H240V68H239ZM246 69H247V67H246ZM263 69H264V68H263ZM263 69H262V70H263ZM77 70H78V69H77ZM121 70H122V69H121ZM121 70H120V71H121ZM126 70H127V69H126ZM168 70H169V69H168ZM171 70H172V69H171ZM171 70H170V71H171ZM182 70H183V69H182ZM187 70H188V69H187ZM194 70H195V69H194ZM224 70H227V69H224ZM244 70H245V69H244ZM244 70H243V72H244ZM262 70H261V71H262ZM58 71H59V70H58ZM83 71H84V70H83ZM103 71H105V70H103ZM116 71H117V70H116ZM118 71H119V69H118ZM148 71H149V70H148ZM165 71H166V70H165ZM165 71H164V72H165ZM183 71H184V70H183ZM183 71H182V73H183ZM192 71H193V70H192ZM249 71H250V69H249ZM15 72H16V71H15ZM59 72H60V71H59ZM59 72H58V73H59ZM71 72H72V71H71ZM89 72H90V71H89ZM106 72H108V71H106ZM134 72H135V71H134ZM146 72H147V71H146ZM164 72H163V73H164ZM184 72H185V71H184ZM186 72H187V71H186ZM193 72H194V71H193ZM210 72H211V71H210ZM213 72H214V71H213ZM217 72H218V71H217ZM217 72H216V73H217ZM220 72H221V71H220ZM243 72H242V74H244ZM245 72H246V71H245ZM77 73H78V72H77ZM77 73H76V75H77ZM120 73H121V72H120ZM171 73H172V72H171ZM171 73H170V74H171ZM188 73H189V72H188ZM203 73H204V72H203ZM207 73H208V72H207ZM216 73H215V74H216ZM224 73H225V71H224ZM230 73H231V72H230ZM234 73H235V72H234ZM234 73H233V74H234ZM247 73H249V72H247ZM252 73H253V72H252ZM80 74H81V73H80ZM85 74H86V73H85ZM110 74H111V71H110ZM126 74H127V73H126ZM139 74H140V71H139ZM144 74H145V73H144ZM148 74H149V73H148ZM172 74H173V73H172ZM186 74H187V73H186ZM189 74H190V73H189ZM215 74H214V75H215ZM237 74H238V73H237ZM242 74H240V75H242ZM47 75H48V74H47ZM96 75H97V74H96ZM111 75H112V74H111ZM114 75H115V74H114ZM137 75H138V74H137ZM152 75H155V74H152ZM182 75H185V74H182ZM204 75H205V74H204ZM214 75H213V76H214ZM216 75H217V74H216ZM245 75H246V74H245ZM248 75H249V74H248ZM57 76H59V75H57ZM78 76H80V75H78ZM85 76H86V75H85ZM89 76H90V75H89ZM91 76H93V75L91 74ZM117 76H118V75H117ZM150 76H151V75H150ZM168 76H170V75H168ZM196 76H197V75H196ZM220 76H221V75H220ZM258 76H259V75H258ZM258 76H257V77H258ZM263 76H264V75H263ZM263 76H262V77H263ZM27 77H28V76H27ZM59 77H60V76H59ZM81 77H82V76H81ZM87 77H88V76H87ZM113 77H114V76H113ZM148 77H149V76H148ZM154 77H156V76H154ZM164 77H165V76H164ZM184 77H185V76H184ZM192 77H193V76H192ZM205 77H206V76H205ZM211 77H212V76H211ZM222 77H223V76H222ZM222 77H221V78H222ZM228 77H229V76H228ZM241 77H242V76H241ZM252 77H253V75H252ZM259 77H260V76H259ZM12 78H13V77H12ZM134 78H135V77H134ZM138 78H139V76H138ZM156 78H157V77H156ZM156 78H155V81L153 80V81H154L153 83L156 82ZM168 78H169V77H168ZM172 78H173V76H172ZM177 78H178V77H177ZM188 78H189V76H188ZM188 78H186L187 81L190 79V78H189V79H188ZM219 78H220V77H219ZM244 78H245V77H244ZM30 79H31V78H30ZM120 79H122V77H120ZM124 79H126V78H124ZM146 79H147V78H146ZM157 79H158V78H157ZM161 79H162V78H161ZM164 79H165V78H164ZM200 79H202L201 76H200ZM222 79H224V78H222ZM238 79H240V78H238ZM251 79H252V78H251ZM254 79H255V77H254ZM60 80H61V79H60ZM85 80H87V79L85 78ZM110 80H111V78H110ZM112 80H113V79H112ZM117 80H118V79H117ZM133 80H134V79H133ZM139 80H141V79H139ZM165 80H166V79H165ZM179 80H180V79H179ZM192 80H193V79H192ZM198 80H199V78H198ZM245 80H246V79H245ZM252 80H253V79H252ZM13 81H14V80H13ZM26 81H27V80H26ZM80 81H81V80H80ZM88 81H89V79H88ZM98 81H99V80H98ZM98 81H97V82H98ZM113 81H114V80H113ZM118 81H119V80H118ZM157 81H158V80H157ZM203 81H204V80H203ZM220 81H221V79H220ZM253 81H254V80H253ZM253 81H252V83H253ZM1 82H3V80H1ZM81 82H82V81H81ZM83 82H84V81H83ZM103 82H104V81H103ZM119 82H120V81H119ZM136 82H137V81H136ZM136 82H135V83H136ZM143 82H145V81H144V78H143ZM181 82H182V81H181ZM204 82H205V81H204ZM225 82H226V81H225ZM237 82H238V81H237ZM245 82H248V79H247V81H245ZM249 82H250V81H249ZM99 83H100V82H99ZM104 83H105V82H104ZM129 83H130V82H129ZM129 83H127V84H129ZM137 83H138V82H137ZM146 83H147V82H146ZM156 83H157V82H156ZM159 83H160V82H159ZM170 83H171V82H170ZM173 83H174V82H173ZM183 83H184V82H183ZM185 83H186V82H185ZM187 83H188V82H187ZM189 83H190V82H189ZM189 83H188V84H189ZM199 83H200V82H199ZM239 83H240V81H239ZM252 83H251V86H252ZM27 84H28V83H27ZM27 84H26V85H27ZM31 84H32V83H31ZM76 84H77V83H76ZM79 84H80V83H79ZM79 84H78V85H79ZM87 84H88V83H87ZM100 84H101V83H100ZM120 84H121V83H120ZM122 84H123V83H122ZM125 84H126V83H125ZM125 84H124V86H125ZM139 84H142V83L139 82ZM200 84H201V83H200ZM203 84H204V83H203ZM205 84H206V83H205ZM256 84H257V83H256ZM7 85H8V84H7ZM28 85H29V84H28ZM34 85H35V84H34ZM85 85H86V83H85ZM137 85H138V84H137ZM137 85H135V86L137 87ZM150 85H152V84H150ZM163 85H164V84H163ZM165 85H166V84H165ZM165 85H164V86H165ZM170 85H172V84H170ZM184 85H185V84H184ZM206 85H209V84H206ZM217 85H219V84H217ZM233 85H234V84H233ZM233 85H232V86H233ZM56 86H57V85H56ZM59 86H60V85H59ZM109 86H110V85H109ZM142 86H143V85H142ZM147 86H148V85H147ZM182 86H183V85H182ZM204 86H205V85H204ZM242 86H243V85H242ZM254 86H255V85H254ZM29 87H30V86H29ZM75 87H76V86H75ZM77 87H78V86H77ZM83 87H84V86H83ZM93 87H94V86H93ZM96 87H97V86H96ZM101 87H102V86H101ZM126 87H127V86H126ZM143 87L146 88L145 86H143ZM156 87H157V86H156ZM160 87H161V86H160ZM162 87H163V86H162ZM178 87H179V86H178ZM190 87H191V86H190ZM198 87H199V86H198ZM207 87H208V86H207ZM219 87H220V86H219ZM256 87H257V86H256ZM263 87H264V85H263ZM263 87H262V88H263ZM10 88H11V87H10ZM13 88H14V87H13ZM58 88H59V87H58ZM71 88H72V87H71ZM108 88H109V87H108ZM113 88H115V87L113 86ZM120 88H121V87H120ZM120 88H119V89H120ZM123 88H124V87H123ZM128 88H129V87H128ZM139 88H140V87H139ZM147 88H148V87H147ZM147 88H146V89H147ZM149 88H150V87H149ZM163 88H165V87H163ZM184 88H185V87H184ZM191 88H192V87H191ZM227 88H228V87H227ZM230 88H231V87H230ZM241 88H242V87H241ZM262 88H261V89H262ZM76 89H78V88H76ZM109 89L111 90V88H109ZM135 89H136V88H135ZM140 89H141V88H140ZM153 89H154V88H153ZM153 89H152V90H153ZM161 89H162V88H161ZM192 89H193V88H192ZM243 89H245V88H243ZM243 89H242V90H243ZM259 89H260V88H259ZM36 90H37V89H36ZM83 90H84V89H83ZM98 90H99V89H98ZM106 90H107V89H106ZM133 90H134V89H133ZM137 90H139V89H137ZM141 90H142V89H141ZM141 90H140V91H141ZM154 90H155V89H154ZM157 90H158V89H157ZM163 90H164V89H163ZM184 90H185V89H184ZM210 90H214V89H211V88H210ZM220 90H221V89H220ZM237 90H238V89H237ZM248 90H249V89H248ZM254 90H255V88H254ZM16 91H17V90H16ZM20 91H21V90H20ZM22 91H23V90H22ZM41 91H42V90H41ZM66 91H67V90H66ZM68 91H69V90H68ZM86 91H87V90H85V92H86ZM93 91H94V90H93ZM107 91H108V90H107ZM145 91H146V90L142 91L141 94H143ZM155 91H156V90H155ZM160 91H161V90H160ZM199 91H202V90H199ZM226 91H227V89H226ZM226 91H225V93H226ZM240 91H241V90H240ZM262 91H264V90L262 89ZM121 92H122V91H121ZM157 92H158V91H157ZM186 92H187V91H186ZM215 92H216V91H215ZM218 92H219V91H218ZM235 92H236V91H235ZM78 93H79V92H78ZM78 93H77V94H78ZM131 93H132V92H131ZM165 93H166V91H165ZM216 93H217V92H216ZM216 93H215V94H216ZM240 93H242V91H241ZM250 93H251V92H250ZM72 94H73V93H72ZM75 94H76V93H75ZM87 94H88V93H87ZM95 94H96V93H95ZM105 94H106V93H105ZM107 94H108V93H107ZM107 94H106V95H107ZM122 94H123V93H122ZM147 94H148V91H147ZM176 94H177V93H176ZM196 94H197V93H196ZM210 94H211V93H210ZM215 94H214V95H215ZM218 94H219V93H218ZM222 94L224 95V93H222ZM244 94H246V92H245ZM253 94H254V93H253ZM25 95H26V94H25ZM25 95H24V96H25ZM69 95H70V94H69ZM115 95H116V94H115ZM117 95H118V93H117ZM123 95H124V94H123ZM128 95H129V94H128ZM131 95H132V94H131ZM154 95H155V94H154ZM154 95H153V96H154ZM212 95H213V94H212ZM248 95H249V94H248ZM260 95H261V94H260ZM27 96H28V95H27ZM27 96H26V97H27ZM82 96H83V95H82ZM82 96H80V97H82ZM89 96H90V94H89ZM94 96L96 97V95H94ZM111 96H112V95H111ZM146 96H147V95H146ZM148 96H149V95H148ZM159 96H162V95L159 94ZM197 96H198V95H197ZM210 96H211V95H210ZM216 96H217V94H216ZM220 96H221V95H220ZM31 97H32V96H31ZM57 97H58V95H57ZM64 97H65V96H64ZM67 97H68V95H67ZM70 97H71V96H70ZM83 97H84V96H83ZM116 97H118V96H116ZM132 97H133V95H132ZM170 97H171V96H170ZM182 97H183V96H182ZM182 97H181V98H182ZM200 97H201V96H200ZM227 97H228V96H227ZM234 97H235V99L237 98L236 96H234ZM234 97H233V98H234ZM240 97H241V96H240ZM250 97H251V96H250ZM263 97H264V96H263ZM43 98H44V97H43ZM75 98H76V96H75ZM87 98H88V97H87ZM119 98H120V97H119ZM136 98H137V96H136ZM140 98H142V97H140ZM140 98H139V99H140ZM152 98H153V97H152ZM154 98H155V97H154ZM205 98H206V97H205ZM20 99H21V98H20ZM26 99H27V98H26ZM32 99H34V98H31L30 100H32ZM41 99H42V97H41ZM45 99H46V98H45ZM81 99H82V98H81ZM85 99H86V98H85ZM95 99H96V98H95ZM148 99H149V98H148ZM165 99H166V98H165ZM172 99H173V97H172ZM194 99H195V98H194ZM213 99H214V98H213ZM217 99H218V96H217ZM219 99H220V98H219ZM248 99H249V98H248ZM248 99H247V100H248ZM10 100H11V98H10ZM18 100H19V99H18ZM39 100H40V99H39ZM50 100H51V99H50ZM57 100H58V99H57ZM63 100H64V99H63ZM63 100H62V101H63ZM99 100H100V99H99ZM101 100H102V99H101ZM113 100H114V99H113ZM115 100H116V99H115ZM115 100H114V101H115ZM130 100H131V99H130ZM140 100H141V99H140ZM144 100H145V99H144ZM158 100H160V99H158ZM197 100H198V99H197ZM203 100H204V99H203ZM203 100H202V101H203ZM207 100H208V99H207ZM245 100H246V99H245ZM245 100H244V101H245ZM259 100H260V99H259ZM12 101H13V100H12ZM32 101H33V100H32ZM36 101H37V100H36ZM58 101H61V100H58ZM93 101H95V100H93ZM102 101H103V100H102ZM110 101H111V100H110ZM123 101H124V100H123ZM145 101H147V100H145ZM148 101H149V100H148ZM160 101H161V100H160ZM179 101H180V100H179ZM211 101H212V99H211ZM211 101H210V102H211ZM233 101H234V100H233ZM241 101H242V100H241ZM256 101H257V99H256ZM10 102H11V101H10ZM29 102H30V101H29ZM33 102H34V101H33ZM64 102H65V101H64ZM71 102H72V101H71ZM136 102H137V101H136ZM161 102H162V101H161ZM166 102H168V101H166ZM216 102H217V101H216ZM239 102H240V101H239ZM249 102H251V100H249ZM261 102H262V100H261ZM17 103H18V101H17ZM17 103H16V104H17ZM34 103H35V102H34ZM69 103H70V102H69ZM89 103H90V102H89ZM92 103H93V102H92ZM104 103H107V102L104 101ZM133 103H134V102H133ZM194 103H196V102H194ZM19 104H21V103H19ZM47 104H48V102H47ZM47 104H46V105H47ZM64 104H65V103H64ZM70 104H71V103H70ZM86 104H87V103H86ZM90 104H91V103H90ZM101 104H102V103H101ZM110 104H111V103H110ZM112 104H114V103H112ZM120 104H121V103H120ZM141 104H142V103H141ZM158 104H159V103H158ZM160 104H161V103H160ZM185 104H186V103H185ZM185 104H184V105H185ZM189 104H190V103H189ZM191 104H192V103H191ZM227 104H228V103H227ZM236 104H237V103H236ZM245 104H246V103H245ZM259 104H260V103H259ZM39 105H40V104H39ZM52 105H53V104H52ZM66 105H67V103H66ZM80 105H81V104H80ZM93 105H96V104L93 103ZM123 105H124V104H123ZM129 105H130V104H129ZM203 105H204V104H203ZM205 105H206V104H205ZM223 105H224V104H223ZM229 105H230V104H229ZM240 105H241V104H240ZM247 105H248V104H247ZM256 105H257V104H256ZM19 106H20V105H19ZM24 106H25V105H24ZM81 106H82V105H81ZM81 106H80V107H81ZM84 106H85V105H84ZM98 106H99V105H98ZM111 106H112V105H111ZM115 106H116V105H115ZM140 106H141V105H140ZM186 106H187V105H186ZM186 106H185V107H186ZM221 106H222V105H221ZM238 106H239V105H238ZM258 106H259V105H258ZM16 107H17V106H16ZM117 107H118V106H117ZM149 107H150V106H149ZM152 107H153V106H152ZM166 107H167V106H166ZM172 107H173V106H172ZM172 107H171V108H172ZM193 107H194V106H193ZM210 107H211V106H210ZM222 107H223V106H222ZM226 107H227V106H226ZM226 107H225V108H226ZM234 107H235V105H234ZM17 108H18V107H17ZM19 108H20V107H19ZM40 108H42V107H40ZM43 108H44V107H43ZM51 108H52V107H51ZM56 108H57V106H56ZM58 108H59V107H58ZM64 108H65V106H64ZM85 108H86V107H85ZM102 108H103V107H102ZM124 108H125V107H124ZM124 108H123V109H124ZM135 108H136V107H135ZM179 108H180V107H179ZM204 108H205V107H204ZM13 109H14V108H13ZM23 109H24V108H23ZM48 109H49V108H48ZM48 109H46V110H48ZM60 109H61V108H60ZM72 109H73V107H72ZM123 109H122V110H123ZM163 109H164V108H163ZM173 109H174V108H173ZM175 109H176V107H175ZM181 109H182V108H181ZM186 109H188V108H186ZM186 109H185V110H186ZM201 109H202V107H201ZM219 109H220V108H219ZM219 109H218V110H219ZM243 109H244V108H243ZM243 109H241V110H243ZM245 109H246V107H245ZM248 109H249V108H248ZM252 109H253V107H252ZM259 109H260V108H258V110H259ZM7 110H8V109H7ZM17 110H18V109H17ZM28 110H29V109H28ZM52 110H53V109H52ZM65 110H66V109H65ZM118 110H119V108H118ZM136 110H138V109L136 108ZM139 110H140V109H139ZM213 110H214V109H213ZM221 110H222V109H221ZM221 110H220V112H222ZM225 110H226V109H225ZM249 110H250V109H249ZM249 110H248V111H249ZM258 110H257V111H258ZM263 110H264V108H263ZM9 111H10V110H9ZM13 111H15V110H13ZM18 111H19V110H18ZM100 111H101V110H100ZM105 111H106V110H105ZM119 111H120V110H119ZM130 111H131V110H130ZM132 111H133V110H132ZM201 111H202V110H201ZM214 111H216V110H214ZM214 111H213V112H214ZM223 111H224V110H223ZM238 111L240 112V110H238ZM245 111H246V110H245ZM250 111H251V110H250ZM20 112H21V111H20ZM22 112H23V111H22ZM37 112H38V111H37ZM43 112H44V111H43ZM123 112H124V111H123ZM156 112H158V111H156ZM171 112H172V111H171ZM171 112L169 111V113H171ZM175 112H176V111H175ZM183 112H184V111H183ZM206 112H207V111H206ZM11 113H13V112H11ZM17 113H18V112H17ZM33 113H34V111H33ZM33 113H32V115H33ZM66 113H67V112H66ZM84 113H85V112H84ZM88 113H89V112H88ZM94 113H95V111H94ZM102 113H103V112H102ZM151 113H152V112H151ZM203 113H204V112H203ZM222 113H223V112H222ZM231 113H232V112H231ZM234 113H235V112H234ZM246 113H247V112H246ZM249 113H250V112H249ZM249 113H248V115H249ZM258 113H260V112H258ZM263 113H264V112H263ZM8 114H9V113H8ZM37 114H38V113H37ZM46 114H48V113H46ZM68 114H69V113H68ZM72 114H73V113H72ZM75 114H76V113H75ZM107 114H108V113H107ZM107 114H106V116H107ZM167 114H168V113H167ZM192 114H193V113H192ZM205 114H206V113H205ZM218 114H219V113H218ZM223 114H224V113H223ZM251 114H252V113H251ZM261 114H262V113H261ZM5 115H6V113H5ZM15 115H16V114H15ZM26 115H27V114H26ZM35 115H36V114H35ZM40 115H41V114H40ZM65 115H66V114H65ZM87 115H88V114H87ZM92 115H93V114H92ZM94 115H95V114H94ZM108 115H109V114H108ZM151 115H154V114H151ZM210 115H211V114H210ZM213 115H214V114H213ZM225 115H226V113H225ZM259 115H260V114H259ZM262 115H263V114H262ZM17 116H18V115H17ZM19 116H20V115H19ZM29 116H30V115H29ZM37 116H38V115H37ZM54 116H55V115H54ZM57 116H58V115H57ZM57 116H56V117H57ZM102 116H104V115H102ZM117 116H118V115H117ZM117 116H116V117H117ZM188 116H189V115H188ZM217 116H219V115H217ZM253 116H255V115H253ZM7 117H8V116H7ZM21 117H22V116H21ZM33 117H34V116H33ZM33 117H31V118L33 119ZM113 117H114V115H113ZM177 117H178V116H177ZM235 117H236V116H235ZM235 117H233V118H235ZM240 117H241V116H240ZM2 118H4V117H2ZM34 118H35V117H34ZM41 118H42V117H41ZM53 118H54V117H53ZM69 118H70V116H69ZM98 118H99V117H98ZM102 118H103V117H102ZM102 118H101V119H102ZM138 118H139V117H138ZM142 118H143V117H142ZM170 118H171V115H170ZM179 118H180V117H179ZM179 118H176V119L178 120ZM186 118H187V117H186ZM198 118H199V117H198ZM201 118H202V117H201ZM210 118H211V117H210ZM213 118H214V117H213ZM221 118H222V117H221ZM242 118H243V117H242ZM256 118H257V117H256ZM258 118H259V117H258ZM4 119H5V118H4ZM4 119H3V120H4ZM6 119H7V118H6ZM14 119H15V118H14ZM17 119H18V118H17ZM46 119H47V115H46ZM76 119H77V118H76ZM103 119H104V118H103ZM108 119H109V118H108ZM111 119H112V118H111ZM156 119H157V118H156ZM203 119H204V117H203ZM223 119H224V118H223ZM260 119H262V118L260 117ZM11 120H12V119H10V121H11ZM77 120H78V119H77ZM91 120H92V119H91ZM124 120H125V119H124ZM126 120H127V119H126ZM128 120H129V119H128ZM130 120H131V119H130ZM143 120H144V119H143ZM145 120H146V119H145ZM154 120H155V119H154ZM210 120H211V119H210ZM216 120H217V119H216ZM220 120H221V119H220ZM255 120H256V119H255ZM5 121H6V120H5ZM19 121H20V120H19ZM45 121H46V120H45ZM94 121H95V120H94ZM94 121H93V122H94ZM138 121H139V120H138ZM169 121H170V120H169ZM169 121H168V122H169ZM202 121H203V120H202ZM204 121H205V120H204ZM245 121H246V120H245ZM253 121H254V120H253ZM263 121H264V120H263ZM263 121H262V122H263ZM11 122H12V121H11ZM15 122H16V121H15ZM27 122H29V121H27ZM36 122H37V121H36ZM40 122H41V121H40ZM50 122H51V121H50ZM74 122H75V120H74ZM98 122H99V121H98ZM98 122H97V124H98ZM125 122H126V121H125ZM127 122H128V121H127ZM140 122H141V121H140ZM151 122H152V121H151ZM176 122H177V121H176ZM219 122H220V121H219ZM224 122H225V121H224ZM257 122L259 123V121H257ZM3 123H4V122H3ZM8 123H9V122H8ZM41 123H42V122H41ZM101 123H102V122H101ZM109 123H111V122H109ZM120 123H122V122L120 121ZM138 123H139V122H138ZM141 123H142V122H141ZM148 123H149V121H148ZM205 123H206V122H205ZM222 123H223V121H222ZM242 123H245V122H242ZM254 123H255V122H254ZM13 124H14V123H13ZM21 124H22V123H21ZM37 124H38V123H37ZM61 124H62V123H61ZM61 124H59L60 127H61ZM91 124H92V123H91ZM115 124H116V123H115ZM117 124H119V123H117ZM150 124H151V123H150ZM194 124H195V123H194ZM194 124H193V125H194ZM211 124H212V123H211ZM234 124H235V123H234ZM234 124H232V125H234ZM260 124H261V123H260ZM35 125H36V124H35ZM41 125H42V124H41ZM73 125H74V124H73ZM126 125H128V124H126ZM154 125H155V124H154ZM168 125H169V124H168ZM172 125H173V124H172ZM184 125H185V124H184ZM195 125H196V124H195ZM202 125H204V124H202ZM225 125H226V124H225ZM239 125L241 126V125H243V124H239ZM263 125H264V124H263ZM0 126H1V125H0ZM37 126H38V125H37ZM69 126H70V125H69ZM104 126H105V124H104ZM112 126H113V125H112ZM155 126H156V125H155ZM174 126H175V125H174ZM191 126H192V125H191ZM212 126H213V124H212ZM218 126H219V125H218ZM221 126H223V125H221ZM228 126H229V125H228ZM240 126H239V127H240ZM243 126H244V125H243ZM247 126H248V125H247ZM252 126H253V125H252ZM257 126H259V125H257ZM13 127H14V126H13ZM28 127H29V126H28ZM38 127H39V126H38ZM57 127H59V126H57ZM64 127H66V126H64ZM71 127H72V126H71ZM110 127H111V126H110ZM125 127H126V126H125ZM125 127H124V128H125ZM127 127H128V126H127ZM175 127H176V126H175ZM205 127H206V126H205ZM239 127H238V129H239ZM245 127H246V126H245ZM98 128H100V127H98ZM105 128H106V126H105ZM111 128H113V127H111ZM115 128H116V127H115ZM122 128H123V127H122ZM162 128H163V127H162ZM178 128H179V127H178ZM185 128H186V127H185ZM207 128H208V127H207ZM214 128H216V127H214ZM228 128H229V127H227V129H228ZM235 128H236V127H235ZM242 128H244V127H242ZM246 128H247V127H246ZM256 128H257V127H256ZM258 128H259V127H258ZM2 129H3V128H2ZM36 129H37V128H36ZM41 129H42V128H41ZM63 129H64V128H63ZM63 129H62V130H63ZM70 129H71V128H70ZM101 129H102V128H101ZM103 129H104V128H103ZM143 129H145V128H143ZM163 129H164V128H163ZM166 129H167V128H166ZM199 129H200V128H199ZM204 129H205V128H204ZM204 129H203V130H204ZM220 129H221V128H220ZM225 129H226V128H225ZM229 129H230V128H229ZM231 129H232V128H231ZM252 129H253V128H252ZM15 130H16V129H15ZM65 130H66V129H65ZM97 130H98V129H97ZM97 130H96V132H97ZM108 130H109V129H108ZM113 130H114V128H113ZM139 130H140V128H139ZM141 130H142V129H141ZM193 130H194V129H193ZM203 130H202V131H203ZM242 130H243V129H242ZM248 130H250V129H248ZM260 130H262V128H261ZM3 131H4V130H3ZM3 131H2V132H3ZM37 131H38V129H37ZM75 131H76V130H75ZM121 131H122V130H121ZM176 131H177V130H176ZM225 131H226V130H225ZM225 131H224V133H225ZM234 131H235V130H234ZM240 131H241V130H239L238 132H240ZM245 131H246V130H245ZM253 131H254V130H253ZM253 131H252V132H253ZM263 131H264V130H263ZM4 132H6V131H4ZM9 132H10V131H9ZM9 132H8V133H9ZM23 132H24V131H23ZM27 132H28V131H27ZM57 132H58V131H57ZM107 132H108V131H107ZM179 132L181 133V131H179ZM194 132H195V131H194ZM255 132H256V131H255ZM255 132H254V133H255ZM0 133H1V132H0ZM10 133H11V132H10ZM12 133H13V132H12ZM39 133H40V132H39ZM51 133H52V132H51ZM111 133H112V132H111ZM114 133H115V132H114ZM119 133H120V132H119ZM134 133H135V132H134ZM210 133H211V132H210ZM221 133H222V132H221ZM231 133H233V132L231 131ZM236 133H237V132H236ZM236 133H235V134H236ZM244 133H245V132H244ZM49 134H50V133H49ZM65 134H66V133H65ZM96 134H97V133H96ZM115 134H116V133H115ZM115 134H114V135H115ZM126 134L128 135V131H127ZM131 134H133V133H131ZM149 134H150V132H149ZM194 134H195V133H194ZM215 134H217V133H215ZM241 134H242V133H241ZM4 135H5V134H4ZM97 135H98V134H97ZM97 135H96V137H97ZM110 135H112V134H110ZM119 135H120V134H119ZM146 135H147V134H146ZM211 135H212V134H211ZM217 135H218V134H217ZM236 135H237V134H236ZM254 135H255V134H254ZM256 135H257V134H256ZM260 135H261V134H260ZM102 136H103V135H102ZM102 136H101V137H102ZM107 136H108V135H106V137H107ZM124 136H125V135H124ZM133 136H134V135H133ZM139 136H140V135H139ZM147 136H148V135H147ZM197 136H198V135H197ZM221 136H222V135H221ZM226 136H227V134H226ZM237 136H238V135H237ZM263 136H264V135H263ZM10 137H11V136H10ZM13 137H14V136H13ZM30 137H31V136H30ZM35 137H36V136H35ZM67 137H68V136H67ZM81 137H82V136H81ZM94 137H95V136H94ZM94 137H92V139H93ZM109 137H111V136H109ZM126 137H127V136H126ZM130 137H131V136H130ZM135 137H136V136H135ZM142 137H143V136H142ZM185 137H186V136H185ZM195 137H196V136H195ZM199 137H200V136H199ZM214 137H215V135H214ZM230 137H231V136H230ZM234 137H235V136H234ZM238 137H239V136H238ZM4 138H5V137H4ZM18 138H19V137H18ZM57 138H58V137H57ZM77 138H79V137H77ZM90 138H91V137H90ZM131 138H132V137H131ZM136 138H137V137H136ZM144 138H145V137H144ZM182 138H183V137H182ZM191 138H192V137H191ZM196 138H197V137H196ZM204 138H205V137H204ZM210 138H211V137H210ZM215 138H216V137H215ZM228 138H229V137H228ZM244 138H245V137H244ZM248 138H249V137H248ZM256 138H257V137H256ZM38 139H39V138H38ZM126 139H127V138H126ZM194 139H195V138H194ZM194 139H193V140H194ZM222 139H223V138H222ZM226 139H227V138H226ZM232 139H233V138H232ZM235 139H236V138H235ZM238 139H239V138H238ZM258 139H260V138H258ZM42 140H43V139H42ZM54 140H55V139H54ZM99 140H100V139H99ZM132 140H133V139H132ZM143 140H144V139H143ZM149 140H150V139H149ZM151 140H152V139H151ZM182 140H183V139H182ZM191 140H192V139H191ZM207 140L209 141V139H207ZM207 140H206V141H207ZM215 140H216V139H215ZM233 140H234V139H233ZM241 140H242V139H241ZM243 140H244V139H243ZM27 141H28V140H27ZM59 141H60V140H59ZM102 141H103V140H102ZM106 141H107V140H106ZM140 141H141V140H140ZM140 141H139V142H140ZM212 141H214V139H212ZM224 141H225V140H224ZM239 141H240V140H239ZM247 141H248V140H247ZM258 141H259V140H258ZM16 142H17V141H16ZM39 142H41L40 139H39ZM74 142H75V141H74ZM110 142H111V141H110ZM133 142H134V141H133ZM145 142H146V140H145ZM150 142H151V141H150ZM150 142H148V143H150ZM200 142H201V141H200ZM204 142H205V140H204ZM216 142H217V141H216ZM226 142H227V141H226ZM234 142H235V140H234ZM6 143H7V142H6ZM33 143H34V142H33ZM55 143H56V142H55ZM103 143H104V141H103ZM128 143H129V142H128ZM160 143H161V142H160ZM165 143H168V142L166 141ZM209 143H210V142H209ZM213 143H214V142H213ZM240 143H241V142H240ZM251 143H252V141H251ZM9 144H11V142H10ZM35 144H36V142H35ZM41 144H42V143H41ZM49 144H50V143H49ZM65 144H66V143H65ZM77 144H78V143H77ZM180 144H181V143H180ZM190 144H191V143H190ZM220 144H221V143H220ZM220 144H219V145H220ZM223 144H225V142H224ZM236 144H237V143H236ZM236 144H235V145H236ZM246 144H247V143H246ZM246 144H245V145H246ZM249 144H250V143H249ZM16 145H17V144H16ZM38 145H39V143H38ZM52 145H53V144H52ZM63 145H64V143H63ZM71 145H72V144H71ZM73 145H74V144H73ZM79 145H80V144H79ZM210 145H212V144H210ZM210 145H209V146H210ZM233 145H234V144H233ZM247 145H248V144H247ZM28 146H29V145H28ZM48 146H49V145H48ZM55 146H56V145H55ZM59 146H60V145H58V147H59ZM65 146H66V145H65ZM143 146H144V145H143ZM154 146H155V145H154ZM159 146H160V145H159ZM192 146H194V145H192ZM204 146H205V145H204ZM206 146H207V145H206ZM7 147H8V145H7ZM20 147H21V146H20ZM20 147H19V148H20ZM29 147H30V146H29ZM29 147H28V148H29ZM35 147H36V146H35ZM81 147H82V146H81ZM104 147H105V146H104ZM118 147H121V146H118V145H117V148H118ZM141 147H142V146H141ZM145 147H147V146H145ZM157 147H158V146H157ZM165 147H166V146H165ZM188 147H189V146H188ZM219 147H220V146H219ZM219 147H218V148H219ZM224 147H226V146L224 145ZM224 147H221V148H224ZM249 147H250V146H249ZM260 147H261V146H260ZM13 148H14V147H13ZM59 148H60V147H59ZM62 148H63V146H62ZM107 148H108V147H107ZM121 148H122V147H121ZM121 148H120V150H121ZM150 148H151V147H150ZM161 148H162V147H161ZM178 148H179V147H178ZM180 148H181V147H180ZM196 148H197V146H196ZM196 148H194V149H196ZM201 148H202V147H201ZM214 148H215V147H214ZM218 148H217V149H218ZM0 149H1V148H0ZM15 149H16V148H15ZM20 149H21V148H20ZM35 149H36V148H35ZM105 149H106V148H105ZM122 149H123V148H122ZM134 149H135V148H134ZM148 149H149V148H148ZM204 149H205V148H204ZM207 149H208V148H207ZM210 149H211V148H210ZM212 149H213V148H212ZM212 149H211V150H212ZM21 150H22V149H21ZM28 150H29V149H28ZM46 150H47V147H46ZM77 150H78V149H77ZM82 150H83V149H82ZM103 150H104V149H103ZM108 150H109V149H108ZM113 150H114V149H113ZM125 150H127V149H125ZM254 150H255V149H254ZM256 150H257V149H256ZM35 151H36V150H35ZM38 151H39V150H38ZM43 151H44V150H43ZM75 151H76V150H75ZM152 151H154V149H153ZM263 151H264V150H263ZM22 152H23V151H22ZM28 152H29V151H28ZM31 152H32V151H31ZM160 152H161V151H160ZM175 152H176V151H175ZM177 152H178V151H177ZM197 152H198V151H197ZM251 152H253V151H251ZM9 153H10V152H9ZM11 153H12V152H11ZM13 153H15V151H14ZM45 153H47V152H45ZM66 153H67V152H66ZM138 153H139V152H138ZM150 153H151V152H150ZM156 153H157V150H156ZM162 153H163V152H162ZM205 153H206V152H204V154H205ZM212 153H213V152H212ZM224 153H225V152H224ZM247 153H248V152H247ZM143 154H144V153H143ZM175 154H176V153H175ZM194 154H195V153H194ZM204 154H203V155H204ZM219 154H220V153H219ZM232 154H233V152H232ZM260 154H261V152H260ZM3 155H4V154H3ZM37 155H38V154H37ZM47 155H48V154H47ZM135 155H136V154H135ZM155 155H156V154H155ZM155 155H154V156H155ZM200 155H201V152H200ZM207 155H210V154H207ZM217 155H218V154H217ZM252 155H253V154H252ZM0 156H1V155H0ZM11 156H12V155H11ZM13 156H14V155H13ZM13 156H12V157H13ZM23 156L25 157V155H23ZM79 156H80V155H79ZM111 156H112V155H111ZM145 156L147 157V155H145ZM159 156H160V155H159ZM168 156H170V155H168ZM186 156L189 157V156L187 155V153H186ZM215 156H216V155H215ZM220 156H221V155H220ZM220 156H218V157H220ZM238 156H239V155H238ZM250 156H251V155H250ZM250 156H249L248 158H250ZM3 157H4V156H3ZM26 157H27V156H26ZM26 157H25V158H26ZM77 157H78V156H77ZM174 157H175V156H174ZM203 157H204V156H203ZM212 157H213V156H212ZM1 158H2V157H1ZM15 158H16V157H15ZM25 158H23V159H25ZM39 158H40V157H39ZM43 158H44V157H43ZM45 158H46V157H45ZM141 158H142V157H141ZM166 158H167V157H166ZM172 158H173V157H172ZM177 158H178V157H177ZM244 158H245V157H244ZM131 159H132V158H131ZM143 159H144V158H143ZM147 159H148V157H147ZM150 159H151V157H150ZM153 159H154V158H153ZM155 159H156V158H155ZM155 159H154V160H155ZM157 159H158V158H157ZM161 159H162V158H161ZM161 159H160V160H161ZM174 159H175V158H174ZM183 159H184V158H183ZM28 160H29V159H28ZM38 160H39V159H38ZM53 160H54V159H53ZM98 160H99V159H98ZM108 160H109V159H108ZM166 160H167V159H166ZM175 160H176V159H175ZM185 160H187V159L185 158ZM191 160H193V159H191ZM212 160H213V159H212ZM249 160H250V159H249ZM262 160H264V159H262ZM3 161H4V160H3ZM3 161H2V162H3ZM17 161H18V160H17ZM32 161H33V159H32ZM44 161H45V160H44ZM171 161H172V160H171ZM171 161H170V162H171ZM194 161H195V159H194ZM199 161H200V160H199ZM204 161H205V160H204ZM213 161H214V160H213ZM213 161H212V162H213ZM223 161H224V160H223ZM23 162H24V161H23ZM46 162H47V161H46ZM46 162H45V163H46ZM108 162H109V161H108ZM115 162H117V161H115ZM127 162H128V161H127ZM137 162H138V161H137ZM137 162H136V164H137ZM144 162H145V161H144ZM151 162H152V161H151ZM155 162H156V161H155ZM173 162H175V161L173 160ZM187 162H188V161H187ZM201 162H202V161H201ZM209 162H211V161H209ZM224 162H225V161H224ZM229 162H230V160H229ZM246 162H247V161H246ZM29 163H30V162H29ZM43 163H44V162H43ZM98 163H99V161H98ZM109 163H110V162H109ZM119 163H120V162H119ZM122 163H123V162H122ZM131 163H133V162H131ZM164 163H165V162H164ZM205 163H206V162H205ZM231 163H232V162H231ZM239 163H241V162H239ZM4 164H5V163H4ZM85 164H86V162H85ZM99 164H100V163H99ZM107 164H108V163H107ZM129 164H130V163H129ZM134 164H135V162H134ZM140 164H141V163H140ZM167 164H168V163H167ZM170 164H171V163H170ZM180 164H181V163H180ZM184 164H185V163H184ZM191 164H192V163H191ZM208 164H210V163H208ZM214 164H215V163H214ZM233 164H234V163H233ZM95 165H96V164H95ZM124 165H125V164H124ZM131 165H132V164H131ZM151 165H152V164H151ZM153 165H154V164H153ZM162 165H163V164H162ZM162 165H161V166H162ZM182 165H183V164H182ZM185 165H186V164H185ZM192 165H193V164H192ZM222 165H223V164H222ZM18 166H19V165H18ZM25 166H26V165H25ZM38 166H39V165H38ZM103 166H104V165H103ZM121 166H123V165H121ZM132 166H133V165H132ZM142 166H143V165H142ZM196 166H197V165H196ZM225 166H226V165H225ZM243 166H244V165H243ZM263 166H264V165H263ZM26 167H27V166H26ZM30 167H31V166H30ZM41 167H42V166H41ZM93 167H94V166H93ZM99 167H100V166H99ZM136 167H138V164H137ZM152 167H153V166H152ZM171 167H172V166H171ZM182 167H185V166H182ZM182 167H181V168H182ZM190 167H191V165H190ZM205 167H206V165H205ZM205 167H204V168H205ZM207 167H208V166H207ZM219 167H220V166H219ZM239 167H240V166H239ZM95 168H96V167H95ZM100 168H101V167H100ZM103 168H104V167H103ZM146 168H147V167H146ZM167 168H168V167H167ZM179 168H180V167H179ZM196 168H197V167H196ZM204 168H203V169H204ZM209 168H210V166H209ZM222 168H223V167H222ZM227 168H229V167H227ZM231 168H232V167H231ZM45 169H46V168H45ZM47 169H48V168H47ZM92 169H93V168H92ZM98 169H99V168H98ZM106 169H107V168H106ZM125 169H126V168H125ZM125 169H124V170H125ZM134 169H135V168H134ZM144 169H145V165H144ZM182 169H183V168H182ZM187 169H188V168H187ZM193 169H195V168H193ZM229 169H230V168H229ZM237 169H238V168H237ZM246 169H247V168H246ZM41 170H42V169H41ZM43 170H44V169H43ZM118 170H119V168H118ZM121 170H122V169H121ZM121 170H120V171H121ZM132 170H133V169H132ZM161 170H162V169H161ZM198 170H199V168H198ZM198 170H197V171H198ZM209 170H210V169H209ZM216 170H218V169H216ZM225 170H226V169H225ZM244 170H245V169H244ZM248 170H250V169H248ZM95 171H96V170H95ZM106 171H108V170H106ZM144 171H145V170H144ZM148 171H149V170H148ZM159 171H160V170H159ZM184 171H185V170H184ZM184 171H183V172H184ZM186 171H187V170H186ZM188 171H189V170H188ZM194 171H195V170H194ZM218 171H219V170H218ZM229 171H230V170H229ZM234 171H235V170H234ZM114 172H115V171H114ZM116 172H117V171H116ZM133 172H134V171H133ZM140 172H141V171H140ZM167 172H168V171H167ZM183 172H182V173H183ZM195 172H196V171H195ZM209 172H210V171H209ZM216 172H217V171H216ZM219 172H221V171H219ZM222 172H223V171H222ZM20 173H21V171H20ZM35 173H36V172H35ZM46 173H47V172H45V174H46ZM54 173H55V172H54ZM89 173H90V172H89ZM109 173H110V171H109ZM121 173H122V172H121ZM142 173H143V172H142ZM149 173H150V172H149ZM152 173H153V172H152ZM161 173H162V172H161ZM177 173H179V172H177ZM210 173H211V172H210ZM226 173H227V171H226ZM253 173H254V172H253ZM253 173H252V174H253ZM262 173H263V172H262ZM115 174H116V173H115ZM118 174H119V173H118ZM166 174H167V173H166ZM173 174H174V173H173ZM199 174H200V173H199ZM211 174H213V173H211ZM222 174H223V173H222ZM233 174H234V173H233ZM236 174L238 175V173H236ZM240 174H241V171H240ZM243 174H244V173H243ZM263 174H264V173H263ZM33 175H34V174H33ZM35 175H36V174H35ZM107 175H108V174H107ZM119 175H120V174H119ZM135 175H136V174H135ZM188 175H189V174H188ZM196 175H197V174H196ZM231 175H232V174H231ZM250 175H251V174H250ZM250 175H249V178H250ZM259 175H260V174H259ZM48 176H49V175H48ZM62 176H63V175H62ZM97 176H98V175H97ZM114 176H115V175H114ZM124 176H126V175H124ZM170 176H171V174H170ZM174 176H175V174H174ZM222 176H223V175H221V177H222ZM239 176H240V175H239ZM244 176H245V175H244ZM256 176H257V175H256ZM10 177H11V176H10ZM51 177H52V176H51ZM55 177H57V176H55ZM94 177H95V176H94ZM105 177H106V176H105ZM159 177H161V176H159ZM176 177H177V176H176ZM185 177H186V176H185ZM187 177H188V176H187ZM187 177H186V178H187ZM196 177H197V176H196ZM219 177H220V176H219ZM223 177H224V176H223ZM262 177H263V176H262ZM35 178H36V177H35ZM40 178H41V177H40ZM48 178H49V177H48ZM53 178H54V177H53ZM72 178H73V177H72ZM95 178H96V177H95ZM97 178H98V177H97ZM99 178H100V177H99ZM107 178H108V177H107ZM120 178H121V177H120ZM142 178H144V176H143ZM142 178H141V179H142ZM161 178H162V177H161ZM171 178H172V177H171ZM174 178H175V177H174ZM174 178H173V179H174ZM177 178H178V177H177ZM179 178H180V176H179ZM192 178H193V177H192ZM197 178H198V177H197ZM197 178H196V179H197ZM202 178H203V177H202ZM226 178H227V177H226ZM244 178H245V177H244ZM41 179H42V178H41ZM62 179H64V178H62ZM136 179H137V178H136ZM158 179H159V178H158ZM235 179H236V178H235ZM241 179H242V178H241ZM251 179H252V178H251ZM31 180H32V179H31ZM35 180H36V179H35ZM54 180H56V179H54ZM71 180H72V179H71ZM110 180H111V179H110ZM156 180H157V179H156ZM170 180H171V179H170ZM218 180H220V179H218ZM242 180H243V179H242ZM7 181H8V180H7ZM60 181H62V180H60ZM65 181H66V180H65ZM86 181H87V180H86ZM99 181H100V180H99ZM119 181H120V180H119ZM129 181H130V179H129ZM135 181H136V180H135ZM138 181H139V180H138ZM182 181H184L183 178H182ZM224 181H225V180H224ZM247 181H248V180H247ZM251 181H252V180H251ZM29 182H30V181H29ZM34 182H35V181H34ZM52 182H53V181H52ZM83 182H84V181H83ZM83 182H81V184H82ZM93 182H94V181H93ZM96 182H97V180H96ZM103 182H104V181H103ZM147 182H148V181H147ZM169 182H170V181H169ZM176 182H177V181H176ZM189 182H190V179H189ZM197 182H198V181H197ZM210 182H211V181H210ZM228 182H229V181H228ZM242 182H243V181H242ZM253 182H254V181H253ZM8 183H10V182H8ZM62 183H63V182H62ZM66 183L68 184L67 181H66ZM94 183H95V182H94ZM98 183H99V182H98ZM104 183H106V181H105ZM127 183H128V182H127ZM136 183H137V182H136ZM139 183H140V182H139ZM174 183H175V182H174ZM215 183H216V182H215ZM217 183H218V182H217ZM222 183H223V182H222ZM222 183H221V184H222ZM224 183H225V182H224ZM224 183H223V184H224ZM231 183H232V182H231ZM254 183H255V182H254ZM262 183H263V182H262ZM120 184H121V183H120ZM137 184H138V183H137ZM143 184H144V183H143ZM168 184H170V183H168ZM192 184H193V183H192ZM207 184H208V183H207ZM207 184H205V185H207ZM237 184H238V183H237ZM243 184H245V183H243ZM258 184H259V183H258ZM56 185H58V184H56ZM63 185H64V184H63ZM76 185H77V184H76ZM85 185H86V184H85ZM96 185H98V184H96ZM101 185H102V184H101ZM164 185H165V184H164ZM164 185H162V186H164ZM178 185H180V183H179ZM194 185H196V184H194ZM238 185H239V184H238ZM240 185L242 186V184H240ZM259 185H260V184H259ZM61 186H62V185H61ZM82 186H83V184H82ZM82 186H81V187H82ZM90 186H91V185H90ZM105 186H106V185H105ZM107 186H108V185H107ZM124 186H126V185H124ZM170 186H171V185H170ZM180 186H181V185H180ZM191 186H192V185H191ZM211 186H212V185H211ZM216 186H217V185H216ZM219 186H221V185H219ZM223 186H224V185H223ZM245 186H246V185H245ZM7 187H8V186H7ZM65 187H66V186H65ZM67 187H69V186H67ZM78 187H79V186H78ZM81 187H80V188H81ZM94 187H95V185H94ZM94 187H93V188H94ZM108 187H109V186H108ZM114 187H115V186H114ZM157 187H158V186H157ZM164 187H165V186H164ZM173 187H174V186H173ZM177 187H178V186H177ZM201 187H202V185H201ZM205 187H206V186H205ZM217 187H218V186H217ZM237 187H238V186H237ZM29 188H30V186H29ZM31 188H32V187H31ZM80 188H79V189H80ZM105 188L107 189V187H105ZM168 188H169V187H168ZM203 188H204V187H203ZM203 188H202V189H203ZM213 188H214V187H213ZM221 188H222V186H221ZM221 188H219V190H220ZM248 188H249V187H247L246 189H248ZM34 189H35V188H34ZM42 189H43V188H42ZM66 189H67V188H66ZM111 189H112V188H111ZM165 189H166V188H165ZM196 189H197V187H196ZM225 189H226V188H225ZM230 189H231V188H230ZM253 189H254V188H253ZM253 189H252V190L249 189V190L253 191ZM260 189H261V188H260ZM260 189H259V191H260ZM29 190H30V189H29ZM45 190H46V189H45ZM57 190H58V189H57ZM61 190H62V189H61ZM86 190H87V189H86ZM163 190H164V189H163ZM189 190H190V189H189ZM204 190H206V189H204ZM219 190H218V191H219ZM222 190H223V189H222ZM226 190H227V189H226ZM233 190H234V189H233ZM241 190H242V189H241ZM257 190H258V189H257ZM2 191H3V190H2ZM84 191H85V190H84ZM84 191H82V194L84 193ZM102 191H103V190H102ZM109 191H110V190H109ZM157 191H158V190H157ZM157 191H156V192H157ZM164 191L166 192V190H164ZM164 191H163L162 193H164ZM172 191H173V190H171V193H172ZM174 191H175V190H174ZM227 191H228V190H227ZM246 191H247V190H246ZM254 191H255V190H254ZM32 192H33V191H32ZM43 192H45V191L43 190ZM80 192H81V191H80ZM85 192H86V191H85ZM91 192H92V191H91ZM91 192H90V193H91ZM96 192H97V191H96ZM96 192H95V193H96ZM107 192H108V191H107ZM160 192H161V191H160ZM191 192H192V191H191ZM206 192H207V190H206ZM209 192H210V191H209ZM229 192H230V191H229ZM242 192H243V191H242ZM58 193H59V192H58ZM61 193H62V192H61ZM77 193H78V192H77ZM127 193H128V192H127ZM166 193H168V192H166ZM176 193H177V192H176ZM181 193H183V191H182ZM207 193H208V192H207ZM223 193H224V192H223ZM230 193H232V192H230ZM253 193H255V192H253ZM257 193H260V192L257 191ZM41 194H42V193H41ZM44 194H45V193H44ZM84 194H86V193H84ZM91 194H92V193H91ZM91 194H89V195H91ZM188 194H189V193H188ZM202 194H203V193H202ZM212 194H213V192H212ZM212 194H211V195H212ZM250 194H251V193H250ZM262 194H263V193H262ZM18 195H19V194H18ZM54 195H55V194H54ZM71 195H72V194H71ZM78 195H79V194H78ZM101 195H102V193H101ZM103 195H104V194H103ZM109 195H110V194H109ZM113 195H114V194H113ZM117 195H118V194H117ZM152 195H153V194H152ZM171 195H172V194H171ZM183 195H184V194H183ZM214 195H215V194H214ZM226 195H227V194H226ZM248 195H249V194H248ZM254 195L256 196V194H254ZM1 196H2V195H0V197H1ZM3 196H4V195H3ZM84 196H85V195H84ZM93 196H94V195H93ZM104 196H105V195H104ZM110 196H111V195H110ZM147 196H148V195H147ZM150 196H151V195H150ZM150 196H149L148 198H150ZM163 196H164V195H163ZM166 196L169 197V195H166ZM178 196H179V195H178ZM201 196H202V195H201ZM263 196H264V195H263ZM40 197H41V196H40ZM58 197H59V196H58ZM64 197H65V196H64ZM71 197H72V196H71ZM174 197L178 199V197H176L175 195H174ZM209 197H210V196H209ZM213 197H214V196H213ZM227 197H229V195H228ZM235 197H236V196H235ZM2 198H3V197H2ZM41 198H42V197H41ZM81 198H82V197H80V199H81ZM169 198H170V197H169ZM169 198H167V199H169ZM183 198H184V197H183ZM198 198H199V197H198ZM200 198H201V197H200ZM225 198H226V196H225ZM229 198H231V197H229ZM242 198H244V197H242ZM5 199H6V198H5ZM7 199H8V198H7ZM47 199H48V198H47ZM57 199H58V198H57ZM73 199H74V198H73ZM73 199H72V201H73ZM85 199H87V198H85ZM89 199H90V198H89ZM97 199H98V198H97ZM116 199H117V198H116ZM160 199H161V198H160ZM186 199H187V198H185V200H186ZM191 199H192V198H191ZM191 199H190V200H191ZM205 199H206V198H205ZM218 199H219V198H218ZM233 199H234V198H233ZM255 199H256V198H255ZM262 199H263V198H261V200H262ZM0 200H1V199H0ZM77 200H78V199H77ZM93 200H94V199H93ZM133 200H134V199H133ZM141 200H142V199H141ZM212 200H213V199H212ZM227 200H228V199H227ZM243 200H244V199H243ZM55 201H56V200H55ZM63 201H64V200H63ZM81 201H82V200H81ZM85 201H86V200H85ZM96 201H97V200H96ZM175 201H176V200H175ZM186 201H187V200H186ZM196 201H197V200H196ZM196 201H195V203H196ZM213 201H214V200H213ZM229 201H231V200L229 199ZM235 201H236V200H235ZM249 201H250V200H249ZM258 201H259V200H258ZM263 201H264V200H263ZM61 202H62V201H61ZM69 202H70V201H69ZM76 202H77V201H76ZM82 202H83V201H82ZM90 202H91V201H90ZM105 202H106V201H105ZM109 202H110V201H109ZM165 202H166V201H165ZM165 202H164V203H165ZM169 202H170V201H169ZM226 202H227V201H226ZM236 202H237V201H236ZM250 202H251V201H250ZM254 202H257V201L254 200ZM77 203H78V202H77ZM92 203H93V202H92ZM94 203H95V200H94ZM102 203H103V202H102ZM185 203H186V202H185ZM187 203H188V201H187ZM242 203H243V202H242ZM85 204H86V203H85ZM132 204H133V203H132ZM132 204H131V205H132ZM172 204H173V203H172ZM220 204H221V203H220ZM236 204H237V203H236ZM248 204H249V203H248ZM251 204H252V203H251ZM1 205H2V204H1ZM62 205H63V204H62ZM119 205H120V204H119ZM127 205H129V204H127ZM165 205H167V204H165ZM209 205H210V204H209ZM211 205H212V204H211ZM214 205H215V204H214ZM217 205H218V204H217ZM238 205H239V203H238ZM259 205H260V204H259ZM28 206H29V205H28ZM67 206H68V205H67ZM84 206H86V205H84ZM84 206H83V208H84ZM94 206H95V205H94ZM96 206H97V205H96ZM99 206H100V205H99ZM109 206H110V205H109ZM109 206H108V207H109ZM138 206H139V203H138ZM173 206H174V205H173ZM196 206H197V205H196ZM212 206H213V205H212ZM221 206H222V205H221ZM225 206H226V205H225ZM252 206H253V205H252ZM262 206H264V205H262ZM29 207H30V206H29ZM56 207H57V206H56ZM73 207H74V206H73ZM87 207H88V206H87ZM101 207H102V205H101ZM116 207H117V206H116ZM128 207H130V206H128ZM184 207H185V206H184ZM187 207H188V204H187ZM213 207H215V206H213ZM213 207H212V209H213ZM232 207H233V206H232ZM253 207H254V206H253ZM257 207H259V206H257ZM58 208H59V207H58ZM106 208H107V206H106ZM124 208H125V207H124ZM126 208H127V207H126ZM134 208H135V207H134ZM166 208H167V207H166ZM199 208H200V207H199ZM223 208H224V206H223ZM235 208H237V207H235ZM239 208H240V207H239ZM248 208H249V207H248ZM260 208H261V207H260ZM47 209H48V207H47ZM60 209H61V208H60ZM89 209H91V207H90ZM89 209H88V210H89ZM128 209H129V208H128ZM175 209H176V208H175ZM186 209H187V208H186ZM189 209H190V206H189ZM212 209H211V210H212ZM216 209H217V208H216ZM220 209H221V208H220ZM237 209H238V208H237ZM257 209H258V211H259V208H257ZM21 210H22V209H21ZM33 210H35V209H33ZM55 210H56V209H55ZM92 210H93V209H92ZM97 210H98V208H97ZM114 210H116V208H115ZM117 210H120V209H117ZM130 210H131V209H130ZM206 210H207V209H206ZM223 210H225V209H223ZM241 210H242V209H241ZM245 210H246V209H245ZM50 211H51V210H50ZM63 211H64V210H63ZM69 211H70V210H69ZM82 211H84V210H82ZM141 211H142V210H141ZM170 211H171V210H170ZM194 211H195V210H193L192 212H194ZM202 211H203V210H202ZM228 211H229V210H228ZM235 211H236V210H235ZM249 211H250V210H249ZM249 211H248V212H249ZM9 212H10V211H9ZM88 212H90V211H88ZM88 212H87V213H88ZM94 212H95V210H94ZM104 212H105V211H104ZM106 212H107V211H106ZM122 212H123V211H122ZM190 212H191V210H190ZM198 212H199V211H198ZM200 212H201V211H200ZM214 212L216 213V211H214ZM217 212H218V211H217ZM237 212H238V211H237ZM237 212H236V213H237ZM255 212H256V211H255ZM260 212H261V210H260ZM262 212H263V211H262ZM11 213H12V212H11ZM31 213H32V212H31ZM68 213H69V212H68ZM90 213H91V212H90ZM112 213H114V211H113ZM124 213H125V212H124ZM162 213H163V212H162ZM174 213H175V212H174ZM186 213H187V212H186ZM221 213L224 214L223 212H221ZM258 213H259V212H258ZM258 213H257V214H258ZM0 214H1V212H0ZM93 214H94V213H93ZM93 214H92V215H93ZM107 214H108V213H107ZM127 214H128V213H127ZM147 214H148V213H147ZM199 214H200V213H199ZM233 214H234V213H233ZM62 215H63V214H62ZM73 215H74V214H73ZM85 215H86V214H85ZM92 215H91V216H92ZM115 215H116V214H115ZM134 215H135V214H134ZM187 215H188V214H187ZM194 215H195V214H194ZM224 215H225V214H224ZM236 215H237V214H236ZM238 215H240V214L238 213ZM249 215H250V214H249ZM254 215H255V214H254ZM254 215H253V216H254ZM63 216H64V215H63ZM75 216H77V215H75ZM83 216H84V215H83ZM113 216H114V215H113ZM123 216H124V214H123ZM132 216H133V214H132ZM132 216H131V217H132ZM164 216H166V215L164 214ZM169 216H170V215H169ZM177 216H178V215H177ZM203 216H204V215H203ZM233 216H234V215H233ZM12 217H13V216H12ZM39 217H40V216H39ZM46 217H47V216H46ZM64 217H65V216H64ZM84 217H85V216H84ZM105 217H106V216H105ZM116 217H118V216H116ZM149 217H150V216H149ZM200 217H201V216H200ZM222 217H223V216H222ZM226 217H227V215H226L225 217H223V218L225 219ZM231 217H232V216H231ZM245 217H246V216H245ZM250 217H252V216H250ZM250 217H249V218H250ZM258 217H259V216H258ZM263 217H264V216H263ZM263 217H261V218H263ZM108 218H109V217H108ZM129 218H130V217H129ZM153 218H154V217H153ZM165 218H166V217H165ZM167 218H168V217H167ZM178 218H179V217H178ZM190 218H191V217H190ZM204 218H205V216H204ZM253 218H254V217H253ZM18 219H19V218H18ZM47 219H48V218H47ZM64 219H65V218H64ZM198 219H202V217H201V218H198ZM208 219H209V218H208ZM227 219H228V217H227ZM240 219H241V217H240ZM39 220H40V219H39ZM68 220H69V219H68ZM76 220H77V219H76ZM108 220H109V219H108ZM111 220H112V219H111ZM116 220H117V219H116ZM123 220H124V219H123ZM125 220L128 221V219H125ZM190 220H192V219H190ZM195 220H196V219H195ZM222 220H223V219H222ZM225 220H226V219H225ZM253 220H256V219H253ZM18 221H19V220H18ZM71 221H72V220H71ZM73 221H74V220H73ZM80 221H81V220H80ZM114 221H115V220H114ZM117 221H120V220H117ZM129 221H130V220H129ZM248 221H249L248 223L250 224L251 221H250V220H248ZM133 222H134V220H133ZM158 222H159V221H158ZM168 222H169V220H168ZM230 222H233V221L231 220ZM261 222H262V221H261ZM17 223H18V222H16V224H17ZM19 223H20V222H19ZM43 223H44V222H43ZM52 223H53V222H52ZM67 223H68V222H67ZM69 223H70V222H69ZM99 223H100V222H99ZM121 223H122V222H121ZM124 223H125V222H124ZM124 223H123V224H124ZM129 223H130V222H129ZM179 223H180V222H179ZM194 223H195V222H194ZM201 223H202V222H201ZM205 223H206V222H205ZM248 223H247V224H248ZM255 223H256V222H255ZM255 223H254V224H255ZM33 224H34V221H33L32 225H33ZM44 224H45V223H44ZM125 224H126V223H125ZM131 224H132V223H131ZM195 224H196V223H195ZM249 224H248V225H249ZM257 224H259V223H257ZM7 225H8V224H7ZM35 225H36V223H35ZM52 225H53V224H52ZM80 225H81V224H80ZM83 225H84V224H83ZM87 225H88V223H87ZM89 225H90V224H89ZM98 225H100V224H98ZM106 225H107V224H106ZM115 225H116V224H115ZM115 225H114V226H115ZM118 225H119V224H118ZM154 225H155V224H154ZM223 225H224V224H223ZM228 225H229V224H228ZM230 225H231V224H230ZM17 226H18V225H17ZM19 226H20V225H19ZM90 226H91V225H90ZM116 226H117V225H116ZM122 226H123V225H122ZM130 226H131V225H130ZM200 226H201V225H200ZM240 226H241V224H240ZM255 226H256V225H255ZM262 226H263V225H262ZM14 227H15V226H14ZM124 227H125V226H124ZM128 227H129V226H128ZM132 227H133V226H132ZM152 227H153V226H152ZM156 227H157V226H156ZM158 227H159V226H158ZM165 227H166V226H165ZM170 227H171V226H170ZM188 227H189V225H188ZM231 227H233V226H231ZM251 227H252V226H251ZM15 228H16V227H15ZM15 228H14V229H15ZM23 228H25V227H23ZM39 228H40V227H39ZM68 228H69V227H68ZM77 228H78V227H77ZM118 228H119V227H118ZM207 228H208V227H207ZM242 228H243V227H242ZM257 228H258V227H257ZM12 229H13V228H12ZM14 229H13V231H14ZM19 229H20V228H19ZM21 229H22V228H21ZM25 229H26V228H25ZM34 229H35V228H34ZM60 229H61V228H60ZM62 229H63V228H62ZM73 229H74V228H73ZM146 229H147V228H146ZM166 229H168V228H166ZM187 229H188V228H187ZM189 229H190V228H189ZM197 229H198V228H197ZM225 229H227V228H225ZM249 229H251V228H249ZM255 229H256V227H255ZM1 230H2V229H1ZM65 230H66V229H65ZM108 230H109V229H108ZM139 230H141V229H139ZM173 230H174V229H173ZM179 230H180V229H179ZM195 230H196V229H195ZM233 230H234V229H233ZM235 230H236V229H235ZM29 231H30V230H29ZM54 231H55V230H54ZM86 231H87V230H86ZM110 231H111V230H110ZM130 231H131V230H130ZM137 231H138V229H137ZM142 231H143V229H142ZM170 231H171V230H170ZM196 231H197V230H196ZM228 231H229V230H228ZM237 231H238V230H237ZM251 231H252V230H251ZM263 231H264V230H263ZM17 232H18V230H17ZM66 232H68V231H66ZM101 232H102V231H101ZM114 232H115V231H114ZM117 232H119V231H117ZM140 232H141V231H140ZM182 232H183V231H182ZM186 232H187V231H186ZM188 232H189V231H188ZM197 232H198V231H197ZM205 232H206V231H205ZM226 232H227V231H226ZM239 232H240V231H239ZM25 233H26V232H25ZM43 233H44V232H43ZM61 233H62V232H61ZM63 233H64V232H63ZM71 233H72V232H71ZM74 233H75V232H74ZM99 233H100V232H99ZM172 233H173V232H172ZM180 233H181V232H180ZM216 233H217V231H216ZM241 233H242V232H241ZM14 234H15V232H14ZM39 234H40V233H39ZM49 234H50V233H49ZM57 234H58V233H57ZM67 234H68V233H67ZM75 234H76V233H75ZM105 234H106V233H105ZM110 234H111V233H110ZM113 234H114V233H113ZM119 234H120V233H119ZM123 234H124V232H123ZM138 234H139V233H138ZM142 234H143V233H142ZM162 234H163V233H162ZM184 234H186V233L184 232ZM231 234H232V233H231ZM242 234H244V233H242ZM252 234H253V233H252ZM255 234H256V233H255ZM257 234H258V233H257ZM17 235H18V234H17ZM72 235H74V234H72ZM85 235H86V234H85ZM101 235H102V233L100 234V236H101ZM127 235H128V234H127ZM132 235H133V234H132ZM193 235H194V233H193ZM237 235L239 236V234H237ZM250 235H251V234H250ZM261 235H262V234H261ZM5 236H6V235H5ZM64 236H65V234H64ZM68 236H69V235H68ZM113 236H114V235H113ZM133 236H137V235H133ZM162 236H163V235H162ZM251 236H252V235H251ZM253 236H254V235H253ZM258 236H259V235H258ZM59 237H61V236L59 235ZM72 237H73V236H72ZM77 237H78V236H77ZM93 237H94V236H93ZM105 237H106V236H105ZM110 237H111V236H110ZM114 237L117 239L116 236H114ZM123 237H124V236H123ZM138 237H139V236H138ZM206 237H208V236H206ZM210 237H211V236H210ZM224 237H225V236H224ZM232 237H233V236H232ZM12 238H13V237H12ZM89 238H90V237H89ZM115 238H114V239H115ZM135 238H136V237H135ZM139 238H140V237H139ZM141 238H142V237H141ZM173 238H174V237H173ZM188 238H189V237H188ZM218 238H219V237H218ZM225 238H226V237H225ZM233 238H234V237H233ZM235 238H236V237H235ZM241 238H243V236H242ZM241 238L239 237V239H241ZM247 238H248V237H247ZM250 238H251V237H250ZM253 238H255V237H253ZM14 239H15V238H14ZM48 239H49V238H48ZM62 239H64V238H62ZM71 239H72V238H71ZM81 239H82V238H81ZM91 239H92V238H91ZM126 239H127V238H126ZM169 239H170V238H169ZM177 239H178V238H177ZM180 239H181V238H180ZM183 239H184V238H183ZM191 239H192V238H191ZM211 239H212V238H211ZM243 239H244V238H243ZM262 239H263V238H262ZM83 240H84V239H83ZM83 240H82V241H83ZM131 240H132V239H131ZM136 240H137V238H136ZM138 240H139V239H138ZM178 240H179V239H178ZM226 240H227V238H226ZM231 240H232V239H230V242H231ZM241 240H242V239H241ZM247 240H248V239H247ZM255 240H256V239H255ZM53 241H54V240H53ZM88 241H89V240H88ZM88 241H87V242H88ZM96 241H97V240H96ZM101 241H102V240H101ZM107 241H108V240H107ZM113 241H114V240H113ZM143 241H144V240H143ZM185 241H186V240H185ZM189 241H190V240H189ZM228 241H229V240H228ZM253 241H254V240H253ZM92 242H93V241H92ZM94 242H95V241H94ZM118 242H119V241H118ZM186 242H187V241H186ZM194 242H195V241H194ZM196 242H197V241H196ZM196 242H195V243H196ZM254 242H255V241H254ZM262 242H264V241H262ZM89 243H90V242H89ZM108 243H109V242H108ZM110 243H111V242H110ZM169 243H170V242H169ZM184 243H185V242H184ZM188 243H190V242H188ZM188 243H187V244H188ZM208 243H209V242H208ZM212 243H213V242H212ZM243 243H244V241H243ZM245 243H246V241H245ZM258 243H259V242H258ZM11 244H12V243H11ZM66 244H67V243H66ZM96 244H97V242L95 243V245H96ZM98 244H99V243H98ZM118 244H119V243H118ZM171 244H173V243H171ZM187 244H186V245H187ZM200 244H201V243H200ZM203 244H204V243H203ZM219 244H220V243H219ZM225 244H226V243H225ZM234 244H235V243H234ZM253 244H254V243H253ZM259 244H260V243H259ZM103 245H104V244H103ZM131 245H132V244H130L129 247H130ZM149 245H150V244H149ZM151 245H152V244H151ZM190 245H191V244H190ZM195 245L197 246V243H196ZM198 245H199V244H198ZM208 245H209V244H208ZM211 245L213 246V244H211ZM257 245H258V244H255V246H257ZM20 246H22V245H20ZM74 246H76V245H74ZM96 246H97V245H96ZM108 246H110V245H108ZM132 246H133V245H132ZM167 246H168V245H167ZM245 246H246V244H245ZM251 246H252V245H251ZM12 247H13V246H12ZM66 247L68 248V246H66ZM105 247H106V246H105ZM111 247H112V246H111ZM134 247H135V246H134ZM142 247H143V246H142ZM176 247H177V246H176ZM188 247H189V246H188ZM191 247H192V246H191ZM198 247H199V246H198ZM202 247H204V246H202ZM41 248H42V247H41ZM67 248H66V249H67ZM71 248H74V247H71ZM119 248H120V247H119ZM121 248H122V251H123L124 248H123V247H121ZM145 248H146V247H145ZM153 248H154V247H153ZM164 248H165V247H164ZM172 248H174V247H172ZM182 248H183V247H182ZM196 248H197V247H196ZM199 248H201V247H199ZM252 248H253V247H252ZM260 248H261V247L259 246V249H260ZM13 249H14V248H13ZM75 249H76V248H75ZM80 249H81V248H80ZM82 249H83V248H82ZM87 249H89V248H87ZM91 249H92V248H91ZM91 249H90V250H91ZM110 249H111V248H110ZM130 249H131V248H130ZM130 249H129V250H130ZM167 249H168V248H167ZM207 249H208V248H207ZM228 249H229V248H228ZM236 249H237V248H236ZM236 249H235V250H236ZM241 249H242V248H241ZM58 250H59L60 254H62L63 251H64V247H63L62 245H58ZM77 250H79V249H77ZM103 250H104V249H103ZM118 250H119V249H118ZM125 250H126V249H125ZM134 250H135V249H134ZM134 250L131 249V251H134ZM137 250H138V248H137ZM139 250H141V249L139 248ZM160 250H161V249H160ZM183 250H184V248H183ZM197 250H198V249H197ZM199 250H200V249H199ZM204 250H205V248H204ZM247 250H248V249H247ZM253 250H254V249H253ZM18 251H19V250H18ZM29 251H30V250H29ZM34 251L37 252V253H40V251H39L38 248H35ZM41 251H42V250H41ZM68 251H69V250H68ZM82 251H83V250H82ZM85 251H86V249H85ZM94 251H95V250H94ZM97 251H98V250H97ZM126 251H127V250H126ZM131 251H128V252H129V253H132ZM135 251H136V250H135ZM143 251H144V250H143ZM151 251H152V250H151ZM158 251H159V250H158ZM166 251H167V250H166ZM170 251H171V250H170ZM172 251H174V249H173ZM176 251H177V250H176ZM209 251H211V250H209ZM215 251H216V250H215ZM119 252H121V251H119ZM136 252H137V251H136ZM145 252H146V251H145ZM167 252H168V251H167ZM177 252H178V251H177ZM181 252H183V251H181ZM200 252H202V251H200ZM237 252H238V251H237ZM259 252H260V250H259ZM28 253H29V252H28ZM73 253H74V252H73ZM97 253H98V252H97ZM139 253L141 254V252H139ZM157 253H158V252H157ZM185 253H186V252H185ZM204 253H205V252H204ZM208 253H209V252H208ZM222 253H223V252H222ZM229 253H230V252H229ZM251 253H252V252H251ZM16 254H17V253H16ZM76 254H77V253H76ZM94 254H96V253H94ZM149 254H151V253H149ZM168 254H169V252H168ZM186 254H187V253H186ZM191 254H192V253H191ZM199 254H200V253H199ZM206 254H207V253H206ZM236 254H237V253H236ZM19 255H20V254H19ZM57 255H58V254H57ZM57 255H56V256H57ZM77 255H78V254H77ZM141 255H142V254H141ZM151 255H152V254H151ZM156 255H157V254H156ZM156 255H155V257H157ZM184 255H185V254H184ZM195 255H196V254H195ZM238 255H239V253H238ZM240 255H241V254H240ZM245 255H246V254H245ZM248 255H249V254H248ZM254 255H255V254H254ZM258 255H259V254H258ZM43 256H44V255H43ZM50 256H51V255H50ZM113 256H115V255L113 254ZM130 256H131V255H130ZM153 256H154V253H153ZM172 256H173V255H172ZM182 256H183V255H182ZM210 256H211V255H210ZM212 256H213V255H212ZM212 256H211V257H212ZM216 256H217V255H216ZM224 256H225V255H224ZM234 256H235V255H234ZM262 256H263V255H262ZM41 257H42V255H41ZM45 257H46V256H45ZM60 257H61V256H60ZM60 257H59V258H60ZM87 257H88V256H87ZM93 257H94V256H93ZM122 257H123V256H122ZM149 257H150V256H149ZM155 257H154L153 259H155ZM158 257H159V256H158ZM174 257H175V256H174ZM196 257H197V256H196ZM231 257H232V256H231ZM257 257H258V256H257ZM259 257H260V256H259ZM23 258H24V257H23ZM85 258H86V256H85ZM109 258H111V257H109ZM114 258H115V257H114ZM141 258H142V257H141ZM170 258H171V256H170ZM172 258H173V257H172ZM190 258H191V256H190ZM235 258H236V257H235ZM237 258H239V256H238ZM41 259H42V258H41ZM53 259H55V258H53ZM57 259H58V258H57ZM74 259H75V258H74ZM119 259H120V258H119ZM119 259H118V260H119ZM133 259H134V258H133ZM143 259H144V258H143ZM148 259H149V258H148ZM174 259H175V258H174ZM177 259H178V261L180 262V260H181L182 258L179 260V257H177ZM196 259H198V258H196ZM230 259H231V258H230ZM244 259H245V258H244ZM260 259H261V258H260ZM7 260H8V259H7ZM36 260H37V259H36ZM83 260H85V259H83ZM89 260H91V259H89ZM89 260H87V262H88ZM145 260H146V259H145ZM171 260H172V259H171ZM225 260H226V258H225ZM235 260H236V259H235ZM258 260H259V259H258ZM11 261H12V260H11ZM50 261H51V260H50ZM53 261H54V260H53ZM69 261H70V260H69ZM76 261H77V260H76ZM108 261H109V260H108ZM120 261H121V260H120ZM135 261H136V260H135ZM137 261H138V260H137ZM142 261H143V260H142ZM150 261H151V260H150ZM195 261H198V260H195ZM207 261H208V260H207ZM211 261H212V260H211ZM220 261H221V259H220ZM220 261H219V262H220ZM236 261H237V260H236ZM241 261H242V260H241ZM255 261H256V260H255ZM261 261H262V260H261ZM22 262H23V261H22ZM60 262H62V261H60ZM71 262H73V261H71ZM77 262H78V261H77ZM106 262H107V261H106ZM106 262H104V263H106ZM139 262H141V261H139ZM154 262H155V261H154ZM166 262H167V260H166ZM216 262H217V261H215V263H216ZM14 263H15V262H14ZM49 263H50V262H49ZM88 263H89V262H88ZM97 263H98V262H97ZM141 263H142V262H141ZM156 263H157V262H156ZM186 263H187V262H186ZM193 263H194V262H193ZM210 263H211V262H210ZM235 263H236V262H235ZM235 263H234V264H235ZM245 263H246V262H245ZM37 264H39V263H37ZM51 264H52V263H51ZM74 264H75V263H74ZM76 264H77V263H76ZM84 264H85V262H84ZM135 264H136V263H135ZM143 264H144V263H143ZM147 264H148V262H147ZM167 264H168V262H167ZM213 264H214V263H213ZM216 264H218V263H216ZM242 264H244V263H242ZM247 264H248V262H247Z\"/></svg>","mask_w":264,"mask_h":264}]
</instances>
